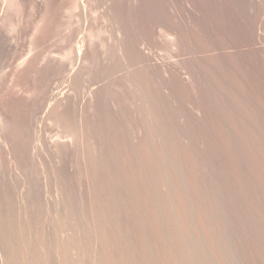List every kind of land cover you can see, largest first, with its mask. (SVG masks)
Returning a JSON list of instances; mask_svg holds the SVG:
<instances>
[{
  "label": "rangeland",
  "instance_id": "obj_1",
  "mask_svg": "<svg viewBox=\"0 0 264 264\" xmlns=\"http://www.w3.org/2000/svg\"><path fill=\"white\" fill-rule=\"evenodd\" d=\"M76 1L78 4L76 3ZM84 1L82 0H0V264H109V263L115 264V261H116V264H118L117 261L120 260V256H121V260L119 261L120 262L119 264H131V263L132 264H157V262L164 261V260H161L163 257L162 251L160 249L162 246L161 242H158L157 237L155 238L157 233L155 234V236L153 233H155V231L158 232L161 230L164 232L163 229H166V230L168 229L167 231L165 230L166 234L163 233L162 231L161 233L165 234V236L166 235L171 236L170 229L173 227L169 225L171 224L170 220H174L176 214L177 213L179 214V212H177V206H176L177 203L174 202L175 200L173 201V203H171L172 201L170 202L171 204L168 207L169 208L168 211H166L167 208L165 209L164 206H162V204L158 203V201L160 202L159 200L160 197L158 196H161L160 194L162 193H163L162 196H164L165 193H168V196H169L168 199L173 200L172 198L173 196L171 195L172 193H174L175 190H173L172 187L166 188L165 186L167 185H165L164 187L162 186L160 188V190L163 188L162 191L165 189L164 190L165 193L160 190H156V189H159L160 187L159 186L158 188H156L155 186L157 185H155V181H152L153 175L156 171V168H155L156 163L154 161H151V162L148 161V163H146L147 162L146 157H144L145 156L144 154L142 156V153H141L142 149L140 145L141 144L144 145L143 141L141 143V139L145 138V141L146 140L150 141L149 139H152V138L147 137V134H148L147 131L146 133L144 132L146 130L145 127L148 124L146 112L148 113L149 111H150V116L152 117L150 119L154 123L153 126L155 125L154 126L155 130L153 128V133H155V135L158 136V137L156 136L158 138L157 140V138L153 134L152 137L156 139L155 140L153 139L151 142L156 141L157 143H152L155 146L159 142L160 143L158 145L161 144V146L159 147L158 146L155 147L154 145H152L154 149L153 151H156V148H157V152L159 151L162 152L166 148V145L169 144L167 140H169L170 138L168 134L165 133L166 130L164 132L162 131L166 129V126H167V130H170L168 128L172 127L173 122L174 124L172 128H175V131H177V129H180L178 130L180 133L177 131V138H176L177 144L179 147H181L184 141L186 142L188 140L189 142L187 141V143L190 145L195 140L193 144H196L195 145L196 147H194L193 145H190L188 146V148H190V152L193 157V163H195L196 165V166L194 165V168L196 167L199 169V170L196 169L198 174L200 175V173H202L207 178L209 177L208 182L212 184L209 187L213 186L210 189L212 192H214V189L216 188L215 190L216 193L215 192L208 193V196L210 194L211 195L210 197H212L213 199L209 197V200L214 201L213 203H210V204L217 206L216 208H218V214L220 217V219H218L220 222V228L218 229V234L220 235L221 239L226 243L228 247V250H229L228 257H229L230 262L232 264H249V263L254 264L255 261H259V262H255V264H261V263L264 264V256H263L264 255V252H263L264 251V244H263L264 240H262L264 239V235H263L264 234V217L263 218L261 217V216H264V209H262L264 208V206H262V204H264L263 202L264 189H263V186H260L261 183H259L260 185L256 184L257 181L259 180V179L257 180L256 178H260V174H259L260 170L258 167H254L264 158V154H263L264 152V149H263L264 148V100H263L264 99V6H262L264 5V0H258L259 4L257 3L258 2L257 0L255 1L254 0H139V1L129 0V2H127V0L126 1L124 0H95V1L84 0ZM130 1H131V4H130ZM136 1L138 3H136ZM122 2L124 4H122ZM96 3H99V5H97ZM134 3L136 7L134 6ZM76 4L82 5L83 7L82 6L77 7ZM93 4H96L99 7H96V5L93 6ZM91 5L93 8H91ZM126 5L127 7H129L128 5H130L129 9L126 7L127 10H125ZM236 5H237V8H236ZM70 8H73V9H70ZM131 9H134V10H131ZM80 10L83 11V13ZM98 10L101 12H99ZM257 10L259 11L257 12ZM75 11L77 14L75 13ZM121 13H123V15L127 13L126 14L127 16L126 15L124 16L128 17L129 19L131 18V19L129 20L128 18L124 17ZM116 16L118 18H116ZM54 17L56 19H54ZM83 17H84V20H83ZM160 18L165 19L167 22L169 21L170 24L178 27L182 33L184 32L182 34V38L181 36H180L181 39L179 38V36L178 37L176 36L177 33L175 32V30L174 31H172L171 29H169V31L164 30L163 28L164 26L162 27L161 24L160 25L157 24L156 22H158L157 20ZM237 18L238 19L240 18L241 21L243 20V22L247 23L248 27H250L249 31H247L248 33L247 32L245 33V31H242L243 27H241L242 25ZM120 19L122 20L120 21ZM57 20L59 23L57 22ZM141 20H144V21H141ZM237 20L240 24L237 22ZM82 21H84V23H82ZM56 23L58 24V26ZM132 23L134 24V26H137V27H134ZM78 24H80L81 26H84V29L83 27L81 28L80 25ZM120 24H122V26ZM238 24L240 25V28ZM126 25L127 26L129 25V26L127 27ZM60 26H61V29L59 30ZM78 26L81 28V31ZM118 26H121V29L120 27L118 28ZM124 26H126L127 28ZM156 26L158 29L156 28ZM125 28L126 30H124ZM134 28L136 29L137 32L139 30L140 33L139 32L135 33ZM76 29L81 33V38H80V33ZM82 29L85 33L82 31ZM119 29H120V32L118 31ZM253 29L258 31L259 36H257L256 38L255 36H252V39L248 40L246 38L247 37L246 34L253 35L251 33ZM121 30L123 31L121 32ZM71 31L73 32L72 35H71L72 33ZM126 31L128 32L127 34H126ZM131 31H133V33ZM170 31H171V34H170ZM98 32L101 34H99ZM172 32L174 33L172 34ZM134 33L137 34L139 37L141 35L140 38H143L142 42H145L146 45L148 44L147 46L150 48L152 52V53L151 52L149 53L151 59H154L156 64L162 63L161 65L162 67L159 69H162L164 71H162L161 73L159 71L158 73H156L155 72L156 70L155 71L151 70L152 72L157 74V75L155 74L156 75L155 78L152 77L153 75H151L152 73H150L149 71V69L151 68L150 67L148 68V66L145 67L146 64L145 63L143 64L142 61L139 62L137 60L136 62V61L128 60L130 62L129 64H130L131 70L129 69L128 64L124 66L126 69L123 67L124 68L123 70L117 67L118 66L117 57L119 55L117 51V48H118L117 44H119L122 41L121 42L122 44L120 43L121 46H124L127 49V50L126 49L123 50L124 47H122V51L127 53L126 55L127 59L129 55H131L129 57H132L133 56L132 55L133 46L131 45L132 40H130L131 41L130 42L128 39L131 38V36L132 37L136 36ZM66 34L70 35L68 36L69 38L67 37ZM85 34H87L88 36L87 35L85 36ZM119 35L122 36V37L120 36L121 37L120 41H119L120 39ZM65 36L68 40L64 38ZM99 36H102L103 38H100ZM126 36L127 38H125ZM95 37L98 38V39L96 38L98 41L94 39ZM104 38L106 39V41ZM151 38H152V41H151ZM171 38L172 39L174 38V40H172ZM178 38L180 39L179 40L180 42L178 41ZM59 39L62 41H60ZM100 39L101 41H99ZM182 40L184 41L182 42ZM63 41L64 43L62 46L64 48V45H65L64 50L62 46L60 45L62 44ZM68 41L70 43H68ZM177 41L179 43V44L177 43L178 45L174 43ZM127 43L128 44L130 43V45H127ZM146 45L143 47H145L146 48L145 50L149 52L150 50L148 51L149 48ZM182 45L184 47H182ZM73 46L75 47L76 50L74 49ZM157 46L160 48H158ZM255 46L259 48L260 54L257 51H255V49H253V47ZM67 47H70L69 48L70 50ZM128 47H130L131 50ZM54 48L56 49V51L60 50L59 53L61 52L62 54H65V55H62L63 58L61 57V53L59 54L58 52L56 53V51H54L55 50ZM128 49L131 52H128L129 51ZM240 49L241 50L243 49L242 50L243 53L241 54L239 53ZM252 49L254 51H252ZM102 50L103 52H101ZM51 52L52 54H50ZM69 52H71V54L73 52L74 53L71 55ZM111 52H113L114 54ZM48 53L51 57L48 55ZM75 53H77L76 55L78 56L79 59L75 56ZM177 53L180 56H178ZM251 53L255 54L254 55L255 57L252 56L251 58V55H250ZM157 55L159 57H157ZM64 56H66L67 60ZM68 56H71V57L74 56V57L71 58ZM89 56H91L90 59H89ZM160 56L162 57L161 59H160ZM256 56H260L259 57L260 59L258 57L256 58ZM58 57L60 58V61L59 59H57ZM156 60H158L159 62ZM70 61L72 63H76V65L72 64ZM89 61L93 63H90ZM138 62L140 65V69L146 68L145 71H147L146 72L147 75L146 74L145 75L147 79L149 78L148 80L146 79L144 80L145 82L148 81L147 82L149 84L148 86L152 90L151 92L147 94L146 96L147 98H143V96H141L140 93L139 94L136 93V91L133 89V86H134L133 83L139 84V82H141L143 78V76L141 78L139 73L144 74L143 73L144 69H142V71L140 70L139 72L137 71L139 69V65H137ZM245 62L247 63L246 65H244ZM60 63H63V64H60ZM108 63H110V65ZM169 63L171 65H169ZM142 64L144 65V67ZM163 64L164 65L166 64V66H164ZM57 65H59V68H61V70L58 68ZM63 65L65 68L62 67ZM113 65L116 66L115 67L116 70L118 69L119 70L116 71ZM132 65L135 67V70H132L134 68ZM163 66L166 67L165 68L166 71ZM170 66H171V69H170ZM176 66H179V67L177 68ZM167 67L169 68L168 70H167ZM155 68L159 70L157 67ZM172 68L175 70V72L180 73L181 78H184V80L183 79L181 80L179 76L178 77L176 76V78L180 79V81L175 79L174 78L175 75L172 76L173 74H175L174 71H173V74L170 73V71H172ZM188 68L190 70L191 68L193 69L191 70L193 74ZM177 69L178 70L180 69L184 73L178 71ZM98 70H100L104 74H101V72ZM196 70L198 72H196ZM106 71H107V74H106ZM112 71H113V74H111ZM129 71H132V72L136 71V73L134 74H137V75L131 76L130 78L132 79V77L137 78L140 76L139 77L140 81L139 79L134 78V81L136 80L139 81V82L136 81L137 82L136 83L133 81V79L132 81H130L129 77L124 78L125 73L127 74L130 73L129 76L132 74V72H129ZM78 72L80 75L78 74ZM121 72L124 74H120ZM148 72L150 73L149 75H148ZM94 75H97L95 76V79H94ZM115 75L117 77L119 76L118 79ZM120 75L123 76L122 78H124V80H126L127 82L126 81L123 82V79L120 77ZM188 75L189 77L187 78ZM194 75L197 76L196 77L197 79L196 78L191 79L193 81H190V78H191L190 76L194 78L195 77ZM161 76L162 78H165V76H167L166 78H168V82L172 81L171 79L174 78L172 81L174 83L172 84V82H170L172 85L171 90L162 85V83L165 82L167 79L165 78L164 80H162ZM157 77L161 79H158ZM151 78L157 84L158 82H160L161 86H163L164 88L161 86L159 87L158 85L160 84L158 85L152 84L153 81L151 80ZM176 80L178 81L177 84H176L177 82ZM181 81H184V82H181ZM91 83L94 86L91 87L92 85ZM77 84H79L82 89H80L79 85ZM138 84L136 86H138ZM120 86L121 87L123 86V89L125 91L122 90ZM124 86L126 87L124 88ZM128 86H130V89L131 88L132 89L131 90L128 89L127 88ZM154 86H157V87H154ZM175 86H176V89H175ZM157 88L159 89V91L157 90ZM167 89H169L170 91H168ZM165 90H167L168 92H165ZM120 91H123V92H120ZM132 91L135 92L136 94L133 93ZM115 92L117 93L118 96L115 94ZM259 92L260 93L262 92V93L259 94ZM121 93L122 94L127 93V94L122 95ZM107 94L109 97L107 96ZM162 94H168V96H171V97L170 98L168 96L167 97L169 99H172V100H169L171 107L170 106L167 107V108L170 107L171 109V110L169 109L168 111V116L169 115L171 116V117L169 116L168 118L169 121L171 122V127L168 126L170 124L168 120H164L165 118H163L164 117L163 109H161L160 107V105L162 104L161 103ZM114 95L116 97H114ZM121 95L122 96L128 95V96L121 97ZM104 98H106L107 100ZM136 98H139V100H137ZM48 99L50 101H48ZM148 99H149V102L146 101ZM105 101L107 103H105ZM125 102L127 103L125 104ZM108 107H110V109H108ZM122 107L126 110H124ZM122 109L126 111V113H124ZM192 109L194 110V114H196L197 117H198V114L200 115V117L202 116L203 117L201 119H199L200 117L197 119L193 117L191 115L193 114ZM198 109L200 110L203 109V111L204 112L206 111V112L205 113H203V111L200 112ZM56 110H58L59 112H57ZM107 110L109 113L107 112ZM129 110L131 111L129 112ZM136 110L138 112H136ZM139 110H142V111H139ZM151 110L153 113L151 112ZM172 110L175 112H173ZM118 112L120 113L118 114ZM128 112L130 113V115L128 114ZM62 113L67 118H65L62 115ZM122 113H124L126 116ZM136 113L139 115V117ZM51 114L53 115V117H51L52 116ZM54 114H57V115H54ZM135 114L137 115V117ZM131 115H133V117ZM154 115H156V117ZM58 116H60L61 118L63 117L64 118L63 121L62 119L60 120V117L58 118ZM107 116H109L110 118ZM127 116L129 118L132 117V119L130 120L129 118H127ZM54 117L56 119H54ZM68 118H71V119H68ZM65 119H67L66 121L68 122L70 121L71 123H67L66 125ZM135 119L136 120L138 119L137 122H135L136 121ZM154 119H156L157 121ZM189 119L191 121L194 119L195 121L193 120L192 121L193 123H192V122H189L190 121ZM110 120H113V121H110ZM120 120H122L123 122ZM196 120L197 121L200 120L199 123ZM126 121H128L127 122L128 125L126 124ZM159 121H160V124H158ZM124 122H125V126H124ZM130 122L134 123L133 125L130 124L133 126V127L130 126L131 129L129 128ZM162 122L163 123L168 122L166 123L164 128L162 126ZM178 122H181V123L179 124ZM177 123L178 125H176ZM134 125H136V127L138 125L140 129L138 128H137L138 130L135 129ZM68 126L70 127L68 128ZM125 127H127L128 129ZM206 127H208L207 128L208 130L206 129ZM133 128L136 130L137 133H135V130H132ZM158 128L160 129V131L163 128L161 132L165 135H160L162 133L158 131L159 130ZM200 128H203V130L202 129L200 130ZM70 129H73L74 131ZM125 130L130 132L131 134L125 132ZM129 130H132V132ZM139 130L140 132L141 131L143 132L140 133ZM69 132H72V134L71 133L70 134L73 136H71ZM142 133L145 136H143ZM141 135L143 136V138L141 137ZM222 135H223V138H222ZM131 136L133 138H131ZM137 137L139 139H137ZM162 137L163 139H160ZM219 137L223 140H221ZM127 138L129 139V141ZM224 138L227 140V142L226 140H224ZM164 139H167V140H164ZM139 140H140V143H139ZM202 140L205 141V143ZM213 140L216 141L220 145H218L216 142H213ZM238 140H241V141L238 142ZM229 141H231L233 145L232 144L230 145ZM222 142L225 147L223 146ZM122 143L124 145H130L131 143V145L130 147L126 146L127 147V148L125 147L126 150L124 149L123 151L124 145ZM162 144H164V146ZM229 146L230 147L232 146L231 148L233 150H231ZM233 146H236V148L234 147L235 151H234ZM237 146L239 147L238 149H237ZM139 147H140L139 150L141 153L140 155L142 156V158L138 154ZM160 148H162V150H160ZM127 149H128V152H127ZM241 149L242 151L243 150L244 151L242 152ZM259 149H261V151ZM198 150H199V154H197ZM130 151H132L133 153L131 154ZM200 151H202L204 154ZM224 151L225 153H222ZM226 152L228 155L231 152V155L228 156ZM239 152L240 153L242 152L241 154L242 156L239 154ZM260 153H262L263 155ZM124 154L125 155L127 154L125 158H124L125 156ZM137 154L138 156L136 157ZM155 154L156 153L153 152L154 156ZM92 155L94 158L92 157ZM236 155L238 158L236 157ZM222 156H224V158H222ZM255 156L258 158L257 161H256ZM132 158L134 159L133 161L135 162L132 161ZM201 158L202 160H200ZM229 158L231 161L228 160ZM240 158H243L244 160ZM95 159L97 160V163ZM232 159L234 160V162L232 161ZM179 160H181V157ZM196 160H198V164L199 163L201 164L198 165ZM248 160L253 162L254 164H252ZM226 161L228 164L226 163ZM237 161H239L240 164L239 162L237 163ZM116 162L118 163V165ZM230 162H233L231 163L232 165L233 164L235 165L237 163V165L239 166L235 165L233 167L231 166ZM241 162H243L246 165H244ZM247 162L250 164L247 165L248 164ZM123 163H125L126 166L130 165L129 168L131 171L129 170L128 166L126 167L125 164ZM142 163L144 164L146 163V164L144 165ZM122 164L124 165V167ZM134 164H136L137 167ZM180 164H181V161L179 162L178 166H181ZM251 164L254 166L252 167ZM140 165H141V168H139V170L142 169L141 170L142 172L140 171L139 173L137 169L138 167H140ZM222 167L224 170L221 169ZM243 167L245 169H243ZM247 167H249L250 169L248 170ZM216 168H217V171H216ZM125 169H128V170L126 171ZM236 169H237V172L239 171L238 173L239 176L237 172L236 174L234 173ZM135 170L137 171L135 172ZM225 170L226 171L229 170V171H227L226 173ZM252 170H254L255 172ZM257 170L259 172H257ZM243 171L247 172V173L245 172V174L247 175L246 177ZM249 171H251V173ZM212 172L215 174L213 175ZM256 172L258 174H255ZM125 173H128V175ZM133 173L135 174V176ZM218 173L220 175L224 174L225 176L224 175H223L224 177L222 175L220 176ZM232 173L234 174V176ZM248 173L254 176L255 179L254 177L252 178L251 175ZM229 174L232 176L230 177ZM180 175H182V177L183 175H185L184 169L183 171H180ZM240 175L243 177H241ZM129 176L131 179L128 178ZM227 176L229 177L227 178ZM222 177L223 179H221ZM232 177L233 178L238 177L239 181L237 179L234 180ZM226 178L228 180H226ZM231 178L234 180V182ZM244 178L245 179L248 178V179L245 181ZM121 180L123 181V183L120 182ZM129 180L130 181L133 180V182H130ZM134 180L136 181V183ZM249 181L251 183L254 182V184H251ZM128 182H129V187L131 186L130 188L128 187V185H126L128 184ZM150 182L152 183L150 184ZM238 182L240 184H238ZM229 183H231L232 185L234 184V185L232 186ZM147 184L150 186L147 187ZM215 184L217 187L215 186ZM105 185H109V187ZM250 185L252 188L250 187ZM252 185H254V187ZM227 186L229 187L227 188ZM255 186L256 187L260 186V187L256 188ZM123 187L127 189L128 191L124 190ZM149 187L151 190L149 189ZM242 187H245L243 189L244 191L242 190ZM261 187L263 190L261 189ZM103 189L106 190V192ZM145 189H146V192H144ZM166 189H167V192H166ZM221 189L223 192L221 191ZM231 189H233L234 191ZM251 189L253 190L251 191ZM235 190L237 191L236 193H235ZM155 191L156 192L160 191V192L158 194ZM231 191L233 192L232 194H231ZM262 191L263 193H261L260 195L259 193ZM170 192L172 193L170 194ZM223 193L226 195H224ZM148 194L149 196L150 194L153 196H156L154 197V200H153L154 202H152V204H156V206L160 204L158 206L160 210H157L158 208H155L156 211H158V213L161 210L163 211V209H165L164 210L165 212L163 211V213L167 214L168 212L169 214L171 213L170 215L174 213L175 215V216L173 215L174 218L172 216H169L168 214L167 215L164 214L165 215L164 217V215H161L163 213H159L158 214L159 217L161 215L160 218L158 217L159 223L154 221L155 219L153 220V217H151L152 214L149 212V210H151V208H149L151 201H150L149 196L147 197ZM154 194H157V195H154ZM212 194H214L215 196ZM233 194L235 197L233 196ZM128 195H130L131 197H129ZM222 195H223V198H222ZM252 196H255V198ZM126 197H129L131 200L130 199L127 200ZM146 197L149 198V200H147ZM215 197H217L218 199L216 200ZM227 197H228V200H227ZM108 198L109 199L111 198L110 199L111 201H108L109 200ZM260 198H262L263 200L262 199L260 200ZM235 199L237 200L235 201ZM99 200L102 201V203ZM164 200L165 199L161 200V202L163 203ZM146 201H147V204H146ZM232 201L235 204L237 203L238 205H235ZM258 201L262 203H260L259 205L256 203ZM94 202L98 206H96ZM125 203L127 204L125 205ZM175 206L176 208L175 210H173L174 209L173 207ZM95 207H98V209L99 208H102V209L98 210ZM235 209L238 211H235ZM193 210H194V207H193ZM133 211L135 212L134 214H133ZM136 212H137V215L139 214V217L135 215ZM228 212L230 213L232 212V213L230 214ZM99 213H102L103 216ZM193 213H195V211ZM233 213L235 214L239 213V214H237L236 216H233L235 215ZM115 214L117 217L115 216ZM168 216L171 217L170 220H168L169 219ZM181 216H183V214ZM181 216L180 214L179 216H176V218L178 217L177 219H175V224L177 226L172 223L177 228H180V226H182V225H179L180 221H182V218H183V217L181 218ZM192 216L193 217L189 219L188 217L185 218V216L183 218V219H186L187 221L189 220L188 223L186 224L189 228V231L192 228H194V226H196L195 216L193 214ZM238 216L239 217L242 216V217L239 218ZM75 217L76 218L78 217L77 218L78 223L76 222ZM233 217L237 219L235 220V218L233 219ZM258 217H259V220L257 219ZM104 218H105V221H104ZM117 218H118V221H117ZM193 218H194V221L192 220L193 221L192 222L191 219ZM112 219L114 221H112ZM232 219L233 221H231ZM238 219L239 220L241 219L240 220L241 222L239 221L241 224L238 222L239 226L237 229L234 226L237 225ZM108 220L110 221L108 222ZM244 220H245V223H243ZM70 222L72 224H70ZM118 222L120 223V225H118L119 224ZM139 222L141 223L140 226H139L140 224ZM144 222H146V224ZM152 222L159 224L158 226H160L161 229L159 230L158 229L159 227L157 228V225ZM162 222L165 223L166 225H164ZM232 222H234L236 225H234V223ZM250 222L252 223L249 224ZM113 223L115 226L113 225ZM77 224H79L80 226ZM104 224L106 226L108 224L106 229L101 228L105 226ZM192 224H193V227L191 226ZM259 224L260 225L262 224L263 227H259ZM96 225L98 228L96 227ZM247 225L249 228H247ZM250 225L253 228L250 227ZM72 226L74 227V229ZM82 226L84 228H82ZM110 226H112V228ZM118 226H120V228ZM141 226H142L143 231L141 229ZM77 227L79 228V230H76L78 229ZM153 228L155 229L157 228V229L155 230ZM244 228H246L247 230ZM145 229L149 231L147 232L145 231ZM195 229H197V227L192 229V231L190 232L194 233L193 231H196ZM100 230L106 231L107 235L105 234L104 231L100 232ZM137 230L139 233L136 232ZM245 231L247 232V234ZM257 231H259L260 233H258ZM116 232L118 233V235H116L117 234ZM142 232H147L146 236L147 235L149 236L146 237L145 235L142 234ZM248 232H249V236H248ZM244 235H247L248 237ZM113 236H114V240H113ZM143 236L145 237L144 239H142ZM150 236L152 237L154 241L150 239ZM257 236L262 239H259ZM103 237L106 239V242ZM108 237L111 238L110 241H108L109 240ZM236 237L238 238L240 237L238 239L239 242ZM250 237L252 238L251 240L247 239ZM115 238H118V239L116 240ZM168 238L170 240L166 239L167 243L170 241L172 244L171 246L175 245L171 247L169 245L170 244L169 242L168 245L171 248L178 249L179 246H180V249L182 248L181 245L175 244L174 240H172L173 242L171 241L172 236ZM122 239H125V240H122ZM255 239L258 240V241L256 240L258 242L257 243L258 246H256L257 244H256ZM155 240H157V242ZM259 240L261 241L259 242ZM112 241L114 243H112ZM118 241H120V243H118ZM186 241H188V239ZM192 241L189 240L190 247L188 246L189 245L188 242H186L185 245H187V249L185 248L184 252L185 253L190 252V253L185 254V255L186 256L190 255L189 258L191 260H194V262L192 261L193 263L199 264L200 262V264H203L201 261L206 256L203 248H206V247L204 243L201 244L202 240L199 241L201 242L199 243V245L200 244H201L200 246L204 245L203 248L197 245L198 244L197 241H196L197 244L195 243V240H192ZM244 241L247 243H250L251 241L253 242V243L251 242L249 245L246 246V247L250 246L248 247L249 249L245 247L246 243ZM143 242L145 243V245ZM105 243H107L109 246H107L106 244L105 245L106 247H105L104 246ZM137 243L141 244L142 246L137 245ZM155 243L159 247H156ZM239 243H242V244L244 243L245 245L244 244L240 245ZM113 244H116L117 246L119 245V247H116V245H113ZM149 244H152V246L150 245L152 248L149 246ZM191 244H193L194 249H197L196 246H198L199 247L198 249L200 250L203 249V250L202 251L199 250L200 252L199 251L196 252L195 250H193V248H191L192 247ZM253 245L258 247L260 250H258V248L256 247L255 248L257 250H255ZM100 247H103V248H100ZM113 247H114V250L109 249ZM116 248L118 250H116ZM147 249H150L151 254H154L153 256L155 258H153V260H155L156 262L150 259V255L147 252ZM153 249H155L156 252L158 251L159 252L161 251V252L156 253ZM183 249L184 248H182V250ZM188 249L192 250V254H191V251ZM108 250L109 251L111 250L110 252L113 255L112 257H110L111 253ZM201 252H203L204 256ZM244 252L246 253V255ZM247 252H251V253H247ZM114 253L116 254V256ZM195 253H197L196 255H198V257H199V254H201L200 255L201 258L194 257L193 254L195 255ZM252 253L255 255H252ZM99 254H103V255H99ZM208 254L206 258L204 259V264H208L206 262L208 258L211 259V256L209 255L208 257ZM256 254L260 256L259 258L263 260L262 262H260L261 260L258 258ZM158 255L161 258L160 260L158 259L157 261ZM261 255L263 256V258ZM101 256H103L104 258ZM138 256L140 257V259ZM246 258L248 259L246 260ZM122 260H124L125 262ZM195 260L197 261L195 262ZM211 260L208 259V262H210V264L216 261L215 259H214L215 261L214 260L211 261ZM247 261L249 262L247 263ZM216 263L218 262L216 261ZM158 264H163V262L158 263Z\"/></svg>",
  "mask_w": 264,
  "mask_h": 264
},
{
  "label": "bare ground",
  "instance_id": "obj_2",
  "mask_svg": "<svg viewBox=\"0 0 264 264\" xmlns=\"http://www.w3.org/2000/svg\"><path fill=\"white\" fill-rule=\"evenodd\" d=\"M82 1H84V0H82ZM93 1H95V0H93ZM124 1H126V0H124ZM138 1H139V0H138ZM254 1H255V0H254ZM257 1H258V0H257ZM257 1H256V2H257ZM84 2H85V1H84ZM90 2H91V1H90ZM100 2H101V1H100ZM118 2H120V1H118ZM127 2H129V0H127ZM225 2H226V1H225ZM231 2H232V1H231ZM256 2H255V3H256ZM76 3H77V1H76ZM79 3H80V1H79ZM92 3H94V2H92ZM101 3H102V2H101ZM136 3H138V2L136 1ZM139 3H140V2H139ZM238 3H239V2H238ZM257 3L259 4V1H258ZM77 4H78V3H77ZM77 4H76V5H77ZM96 4L99 5V3H96ZM96 4H93V6L96 5ZM120 4H121V3H120ZM122 4H124V3L122 2ZM122 4H121V5H122ZM127 4H129V3H127ZM130 4H131V1H130ZM227 4H228V3H227ZM232 4H233V3H232ZM72 5H73V4H72ZM97 5H96V7H99V6H97ZM103 5H104V4H103ZM233 5H234V4H233ZM255 5H256V4H255ZM74 6H75V5H74ZM74 6H73V7H74ZM78 6H82V5H77V7H78ZM84 6H85V5H84ZM123 6H124V5H123ZM128 6L130 7V5H128ZM131 6H132V5H131ZM134 6H135V3H134ZM231 6H232V5H231ZM262 6H264V5H262ZM262 6H261V7H262ZM82 7H83V6H82ZM100 7H101V6H100ZM118 7H119V6H118ZM126 7H127V5L125 6V10H127ZM129 7H127V8L129 9ZM135 7H136V6H135ZM135 7H134V8H135ZM138 7H139V6H138ZM75 8H76V7H75ZM75 8H74V9H75ZM91 8H93L92 5H91ZM94 8H95V7H94ZM103 8H104V7H103ZM121 8H122V7H121ZM236 8H237V5H236ZM70 9H73V8H70ZM76 9H77V8H76ZM78 9H79V8H78ZM97 9H98V8H97ZM101 9H102V8H101ZM123 9H124V8H123ZM258 9H259V8H258ZM106 10H107V9H106ZM125 10H124V11H125ZM131 10H134V9H131ZM259 10H260V9H259ZM259 10H257V12H258ZM76 11H77V10H76ZM76 11H75V13H76ZM80 11H81V10H80ZM98 11H99V10H98ZM135 11H136V10H135ZM238 11H239V10H238ZM262 11H263V9H262ZM72 12H73V11H72ZM81 12L83 13V11H81ZM81 12H80V13H81ZM91 12H92V11H91ZM91 12H90V13H91ZM99 12H101V11H99ZM127 12H128V11H127ZM235 12H236V11H235ZM257 12H256V13H257ZM260 12H261V11H260ZM78 13H79V12H78ZM124 13H125V12H124ZM237 13H238V12H237ZM56 14H57V13H56ZM76 14H77V13H76ZM88 14H89V13H88ZM88 14H87V15H88ZM93 14H94V13H93ZM117 14H118V13H117ZM117 14H115V15H117ZM119 14H120V13H119ZM121 14L123 15V13H121ZM126 14H127V13H126ZM126 14H124V15H126ZM128 14H129V13H128ZM131 14H133V13H131ZM136 14H137V12H136ZM136 14H134V15H136ZM235 14H236V13H235ZM96 15H98V14H96ZM99 15H100V13H99ZM101 15H102V14H101ZM124 15H123V16H124ZM134 15H133V16H134ZM202 15H203V13H202ZM79 16H80V15H79ZM126 16H127V15H126ZM126 16H124V17H126ZM129 16H130V15H129ZM204 16H205V15H204ZM204 16H203V17H204ZM206 16H207V15H206ZM235 16H236V15H235ZM241 16H242V15H241ZM55 17H56V16H55ZM55 17H54V19H56ZM77 17H78V16H77ZM138 17H139V16H138ZM142 17H143V16H142ZM237 17H238V16H237ZM116 18H118V17L116 16ZM119 18H120V17H119ZM126 18H128V17H126ZM134 18H135V17H134ZM140 18H141V17H140ZM155 18H156V17H155ZM57 19H58V18H57ZM80 19H81V18H80ZM87 19H88V18H87ZM87 19H86V20H87ZM122 19H123V18H122ZM122 19H120V21H121ZM128 19H129V18H128ZM128 19H127V20H128ZM130 19H131V18H130ZM130 19H129V20H130ZM143 19H144V18H143ZM237 19H238V18H237ZM83 20H84V17H83ZM202 20H203V19H202ZM238 20L240 21V23H241V25H242L241 27H243V30H242V28H241V30H242V31H245V33H246L247 31H249V28H250V27H248L247 23L243 22V20L241 21L240 18H239ZM238 20H237V22H238ZM135 21H136V20H135ZM141 21H144V20H141ZM147 21H148V19H147ZM150 21H151V20H150ZM154 21H155V20H154ZM157 21H158V22H156L157 24H159V25L161 24L162 27L164 26V27H163L164 30H168V31H169V29H171L172 31L175 30V32L177 33L176 36H177V37L179 36V38H180V36H181V38H182V34H183L184 32L182 33V32L179 30L178 27L173 26L172 24L169 23V21L167 22L165 19H162V18L158 19ZM204 21H205V20H204ZM244 21H245V20H244ZM246 21H247V20H246ZM55 22H56V21H55ZM55 22H54V23H55ZM57 22H58V20H57ZM118 22H119V21H118ZM201 22H202V21H201ZM58 23H59V22H58ZM82 23H84V21H82ZM114 23H115V22H114ZM114 23H113V24H114ZM144 23H145V22H144ZM146 23H147V22H146ZM152 23H153V22H152ZM205 23H206V22H205ZM207 23H208V22H207ZM238 23H239V22H238ZM240 23H239V24H240ZM56 24H57V23H56ZM115 24H116V23H115ZM123 24H124V23H123ZM126 24H127V23H126ZM132 24H133V23H132ZM137 24H138V23H137ZM147 24H148V23H147ZM239 24H238V25H239ZM60 25H61V24H60ZM78 25H80V24H78ZM90 25H91V23H90ZM90 25H89V26H90ZM120 25L122 26V24H120ZM124 25H125V24H124ZM139 25H140V24H139ZM149 25H150V24H149ZM153 25H154V24H153ZM159 25H158V26H159ZM175 25H176V24H175ZM203 25H204V24H203ZM207 25H208V24H207ZM57 26H58V24H57ZM57 26H56V27H57ZM63 26H64V25H63ZM114 26H115V25H114ZM121 26H118V28L120 27V29H121ZM126 26H127V25H126ZM126 26H124V27H126ZM128 26H129V25H128ZM128 26H127V27H128ZM133 26H134V24H133ZM205 26H206V25H205ZM78 27H79V26H78ZM78 27H77V28H78ZM80 27H81V28L83 27V29H84V26H81V25H80ZM80 27H79V28H80ZM90 27H91V26H90ZM90 27H89V28H90ZM127 27H126V28H127ZM134 27H137V26H134ZM159 27H160V26H159ZM203 27H204V26H203ZM207 27H209V26H207ZM237 27H238V26H237ZM81 28H80V31H81ZM100 28H101V27H100ZM115 28H116V27H115ZM126 28H125L124 30H126ZM131 28H132V27H131ZM131 28H130V29H131ZM156 28H157V26H156ZM205 28H206V27H205ZM239 28H240V25H239ZM254 28H255V27H254ZM257 28H258V27H257ZM257 28H256V29H257ZM57 29H58V28H57ZM57 29H56V31H57ZM60 29H61V26H60L59 30H60ZM74 29H75V28H74ZM83 29H82V31H83ZM120 29L118 30L119 32H120ZM122 29H123V27H122ZM130 29H128V30H130ZM134 29H135V28H134ZM134 29H133V30H134ZM139 29H140V28H139ZM157 29H158V28H157ZM157 29H156V30H157ZM206 29H207V28H206ZM206 29H205V30H206ZM59 30H58V32H59ZM76 30H77V29H76ZM89 30H90V29H89ZM100 30H101V29H100ZM152 30H153V29H152ZM69 31H70V30H69ZM77 31H78V30H77ZM116 31H117V30H116ZM122 31H123V30H121V32H122ZM134 31H135V33H138V32H139V30H138V32H137L136 29H135ZM226 31H227V30H226ZM238 31H239V30H238ZM71 32H72V31H71ZM71 32H70V33H71ZM78 32H79V31H78ZM83 32H84V31H83ZM119 32H118V34H119ZM131 32L133 33V31H131ZM144 32H145V31H144ZM157 32H158V31H157ZM250 32H251V30H250ZM76 33H77V32H76ZM76 33H75V34H76ZM79 33H80V32H79ZM84 33H85V32H84ZM98 33H99V32H98ZM123 33H124V32H123ZM127 33H128V32L126 31V34H127ZM129 33H130V31H129ZM135 33H134V34H135ZM139 33H140V32H139ZM152 33H153V32H152ZM161 33H162V32H161ZM173 33H174V32H172V34H173ZM176 33H175V34H176ZM243 33H244V32H243ZM247 33H248V32H247ZM251 33H252L253 35H249V34L247 35V34H246V36H247L246 38H247L248 40H249V39H252V36H255V38H256L257 36H259L258 31L254 30V29H253V31H252ZM68 34H69V33H68ZM72 34H73V32L71 33V35H72ZM75 34H74V36H75ZM82 34H83V33H82ZM96 34H97V33H96ZM99 34H101V33H99ZM99 34H98V35H99ZM118 34H117V35H118ZM121 34H122V33H121ZM126 34H125V35H126ZM145 34H146V33H145ZM170 34H171V31H170ZM66 35H67V34H66ZM86 35H87V34H85V36H86ZM89 35H90V34H89ZM130 35H131V33H130ZM135 35H136V36H133V37L131 36V38L128 39L129 41L132 40V44H131V45L133 46V48H132V49H133V52H132V55H133V56H132V57H129V56H131V55H129V53H128V55H129V56H128V59H127V56H126L127 53H125V52L122 51V47H124V46H121V44H122L121 42H122V41L120 42L121 44H120L119 42H118L119 44L116 43V44L118 45L117 51H118V54H119V55H118V54L116 53V54L118 55V57H117V58H118V66H117V67H119L120 69L123 70V69L125 68L124 66H125L126 64H128V65H129L128 67H129V69H130V64H129L130 62H129L128 60H130V61H136V62H137V60H138L139 62L142 61L143 64H144V63L146 64L145 67L148 66V68H149V67L151 68V69H149V71H150V73H152V74H151V75H153L152 77L155 78L156 75H157L156 73H158V71H159L160 73H161L162 71H164V70H162V69H159V68L162 67V66H161L162 63H161V64H159V63L156 64V62L154 61V59H151V57H150V55H149V53L151 52V50H150V48L147 46L148 44L146 45L145 42H142V41H143V38H140L141 35H140V37H139L137 34H135ZM157 35H158V34H157ZM160 35H161V34H160ZM168 35H169V34H168ZM185 35H186V34H185ZM68 36H70V35H67V37H68ZM78 36H79V35H78ZM83 36H84V35H83ZM87 36H88V35H87ZM120 36H121V35H119V37H120ZM123 36H124V35H123ZM127 36H128V35H127ZM127 36H126L125 38H127ZM144 36H145V35H144ZM144 36H143V37H144ZM146 36H147V35H146ZM151 36H152V35H151ZM162 36H163V35H162ZM166 36H167V35H166ZM99 37H100V38H103L102 36H99ZM121 37H122V36H121ZM121 37H120L119 41L121 40ZM129 37H130V36H129ZM154 37H156V36H154ZM154 37H153V38H154ZM160 37H161V36H160ZM170 37H171V36H170ZM170 37H169V38H170ZM177 37H175V38H177ZM185 37H187V36H185ZM64 38L67 39L66 36H65ZM68 38H69V37H68ZM72 38H73V37H72ZM75 38H76V37H75ZM80 38H81V33H80ZM83 38H84V37H83ZM92 38H93V37H92ZM96 38H97V37H95L94 39H96ZM165 38H166V37H165ZM165 38H164V39H165ZM179 38H178V41L181 39V38H180V39H179ZM61 39H62V38H61ZM65 39H63V40H65ZM76 39H77V38H76ZM90 39H91V38H90ZM97 39H98V38H97ZM97 39H96V41H98ZM104 39H105V38H104ZM141 39H142V40H141ZM158 39H159V38H158ZM171 39H172V38H171ZM59 40H60V39H59ZM59 40H58V41H59ZM67 40H68V39H67ZM70 40H71V39H70ZM88 40H89V38H88ZM88 40H87V41H88ZM123 40H125V39H123ZM172 40H174V38H173ZM185 40H186V38H185ZM60 41H62V40H60ZM73 41H74V39H73ZM83 41H84V40H83ZM99 41H101V39H100ZM102 41H103V40H102ZM105 41H106V39H105ZM129 41H127V42H129ZM144 41H145V40H144ZM147 41H148V40H147ZM147 41H146V42H147ZM151 41H152V38H151ZM153 41H154V40H153ZM161 41H162V39H161ZM161 41H160V42H161ZM170 41H171V40H170ZM175 41H176V40H175ZM178 41H177V42H174V43H176V45H178V44H179ZM183 41H184V40H182V42H183ZM75 42H76V40H75ZM75 42H74V43H75ZM78 42H79V41H78ZM78 42H77V43H78ZM80 42H81V41H80ZM84 42H85V41H84ZM130 42H131V41H130ZM154 42H155V41H154ZM179 42H180V41H179ZM186 42H187V41H186ZM56 43H57V42H56ZM63 43H64V41L62 42V44H60V42H59V44H60L61 46L63 45ZM68 43H70V42L68 41ZM93 43H94V42H93ZM151 43H152V42H151ZM155 43H156V42H155ZM172 43H173V42H172ZM177 43H178V44H177ZM184 43H185V42H184ZM71 44H72V43H71ZM98 44H100V43H98ZM98 44H97V46H98ZM102 44H103V43H102ZM116 44H115V45H116ZM123 44H124V43H123ZM125 44H126V43H125ZM149 44H150V42H149ZM161 44H162V43H161ZM161 44H160V45H161ZM66 45H67V44H66ZM68 45H69V44H68ZM76 45H77V44H76ZM104 45H106V44H104ZM117 45H116V46H117ZM127 45H130V43H129V44L127 43ZM145 45L149 48V49L147 48L148 51L150 50L149 52H147V51L145 50L146 48L143 47V46H145ZM152 45H153V44H152ZM163 45H164V44H163ZM174 45H175V44H174ZM56 46H57V45H56ZM70 46H71V45H70ZM74 46H75V45H74ZM74 46H73V47H74ZM84 46H85V45H84ZM84 46H83V47H84ZM88 46H89V45H88ZM88 46H87V47H88ZM95 46H96V44H95ZM125 46H126V45H125ZM58 47H59V46H58ZM58 47H57V48H58ZM73 47H72V48H73ZM85 47H86V46H85ZM90 47H91V46H90ZM130 47H131V46H130ZM130 47H128V48L130 49ZM157 47H158V46H157ZM175 47H176V46H175ZM182 47H184V46L182 45ZM62 48H63V46H62ZM64 48H65V45H64ZM64 48H63V50H64ZM67 48L69 49L70 47H67ZM67 48H66V49H67ZM72 48H71V49H72ZM93 48H95V47H93ZM98 48H99V46H98ZM107 48H108V47H107ZM114 48H116V47H114ZM158 48H160V47H158ZM54 49H55V48H54ZM74 49H75V47H74ZM74 49H73V50H74ZM88 49H89V48H88ZM101 49H102V47H101ZM101 49H99V50H101ZM110 49H111V48H110ZM110 49H108V50H110ZM124 49H126V48L124 47L123 50H124ZM129 49H128V50H129ZM156 49H157V48H156ZM253 49H255V51H257V52L259 53V48H258V47L255 46V47H253ZM253 49H252V51H254ZM57 50H58V49H57ZM69 50H70V49H69ZM75 50H76V49H75ZM94 50H95V49H94ZM96 50H97V49H96ZM111 50H112V49H111ZM113 50H115V49H113ZM126 50H127V49H126ZM126 50H125V51H126ZM130 50H131V49H130ZM130 50H129L128 52H131ZM176 50H177V49H176ZM182 50H184V49H182ZM242 50H243V49H242ZM242 50H241V49L239 50V53H240V54L243 53ZM54 51H56V49H55ZM59 51H60V50H59ZM59 51H56V53H57V52L59 53ZM61 51H62V49H61ZM77 51H78V50H77ZM79 51H80V50H79ZM89 51H90V50H89ZM89 51H88V52H89ZM91 51H92V50H91ZM152 51H153V50H152ZM177 51H178V50H177ZM250 51H251V50H250ZM46 52H47V50H46ZM48 52H49V50H48ZM75 52H76V51H75ZM85 52H86V51H85ZM88 52H87V53H88ZM101 52H103V50H102ZM101 52H99V53H101ZM157 52H158V51H157ZM179 52H181V51H179ZM60 53H61V52H60ZM60 53H59V54H60ZM63 53H64V52H63ZM69 53L71 54V52H69ZM73 53H74V52H73ZM73 53H72V54H73ZM91 53H92V52H91ZM97 53H98V52H97ZM108 53H109V52H108ZM111 53H113V52H111ZM151 53H152V52H151ZM155 53H156V52H155ZM175 53H176V52H175ZM248 53H249V52H248ZM253 53H254V52H253ZM253 53L250 54V55H251V58H252V56L255 55V54H253ZM46 54H47V53H46ZM46 54H45V55H46ZM50 54H52V52H51ZM54 54H55V53H54ZM59 54H57V55H59ZM67 54H68V53H67ZM72 54H71V55H72ZM76 54H77V53H75V56L78 58V56H77ZM84 54H85V53H84ZM93 54H94V53H93ZM109 54H110V53H109ZM113 54H114V53H113ZM153 54H154V53H153ZM180 54H181V53H180ZM252 54H253V55H252ZM259 54H260V53H259ZM48 55H49V53H48ZM62 55H65V54H62V53H61V57H62ZM78 55H79V54H78ZM91 55H92V54H91ZM96 55H97V54H96ZM100 55H101V54H100ZM100 55H99V56H100ZM154 55H155V54H154ZM177 55H178V53H177ZM256 55H257V54H256ZM49 56H50V55H49ZM85 56H86V55H85ZM102 56H104V55H102ZM113 56H114V55H113ZM178 56H180V55H178ZM248 56H249V54H248ZM46 57H47V56H46ZM50 57H51V56H50ZM52 57H53V56H52ZM54 57H55V56H54ZM56 57H57V56H56ZM64 57L66 58V56H64ZM68 57H71V56H68ZM72 57H74V56H72ZM72 57H71V58H72ZM90 57H91V56H89V59H90ZM97 57H98V56H97ZM154 57H155V56H154ZM157 57H159V56L157 55ZM244 57H245V56H244ZM254 57H255V56H254ZM257 57L259 58L260 56H256V58H257ZM62 58H63V57H62ZM85 58H87V57H85ZM111 58H112V56H111ZM161 58H162V57L160 56V59H161ZM55 59H56V58H55ZM57 59H59V61H60V58H59V57H58ZM73 59H74V58H73ZM78 59H79V58H78ZM83 59H84V58H83ZM259 59H260V58H259ZM51 60H52V58H51ZM66 60H67V58H66ZM87 60H88V59H87ZM91 60H92V59H91ZM96 60H97V59H96ZM110 60H111V59H110ZM249 60H250V59H249ZM249 60H248V61H249ZM57 61H58V60H57ZM64 61H65V59H64ZM71 61H72V60H71ZM71 61H70V62H71ZM75 61H76V60H75ZM112 61H113V59H112ZM115 61H116V59H115ZM152 61H154L155 63L152 62ZM156 61H158V60H156ZM261 61H262V60H261ZM66 62H67V61H66ZM68 62H69V61H68ZM73 62H74V60H73ZM76 62H77V61H76ZM89 62H90V61H89ZM103 62H104V61H103ZM139 62H138L137 65H139ZM158 62H159V61H158ZM164 62H165V61H164ZM164 62H163V63H164ZM242 62H243V61H242ZM259 62H260V60H259ZM64 63H65V62H64ZM71 63H72V62H71ZM90 63H93V62H90ZM176 63H177V62H176ZM181 63H182V62H181ZM254 63H255V62H254ZM57 64H58V63H57ZM60 64H63V63H60ZM68 64H70V63H68ZM72 64H75V65H76V63H72ZM100 64H101V63H100ZM108 64L110 65V63H108ZM112 64H113V63H112ZM143 64H142V65H143ZM243 64H244V63H243ZM246 64H247V63L245 62L244 65H246ZM257 64H258V63H257ZM64 65H65V64H64ZM64 65L62 66L63 68H65ZM106 65H107V64H106ZM133 65H134V64H133ZM133 65H132V66H133ZM135 65H136V63H135ZM135 65H134V66H135ZM142 65H141V66H142ZM163 65H164V64H163ZM169 65H171V64L169 63ZM249 65H250V64H249ZM57 66H58V68H59V65H57ZM60 66H61V65H60ZM100 66H101V65H100ZM100 66H99V67H100ZM113 66H114V68L116 67L115 65H113ZM134 66H133V67H134ZM159 66H160V67H159ZM164 66H166V64H165ZM164 66H163V67H164ZM183 66H184V65H183ZM233 66H234V65H233ZM253 66H254V65H253ZM257 66H259V65H257ZM66 67H68V66H66ZM73 67H75V66H73ZM103 67H104V66H103ZM123 67H124V68H123ZM126 67H127V66H126ZM143 67H144V65H143ZM155 67H157L159 70H157ZM168 67H169V66H168ZM168 67H167V70L169 69ZM174 67H175V66H174ZM174 67H173V68H174ZM176 67L178 68L179 66H176ZM184 67H185V66H184ZM186 67H187V66H186ZM234 67H235V66H234ZM55 68H56V67H55ZM111 68H112V67H111ZM136 68H137V67H136ZM165 68H166V67H164V69H165ZM173 68H172V71L169 70L170 73H172V74H173V71H174L175 74H173L172 76L175 75L174 78L177 79V80H179V81H180V79H181V80H182V79L184 80V78H181V74L178 73V72H175V70H174ZM182 68H183V67H182ZM59 69L61 70V68H59ZM59 69H58V71H59ZM70 69H71V67H70ZM70 69H69V70H70ZM109 69H110V68H109ZM125 69H126V68H125ZM137 69H138V68H137ZM142 69H144V71L146 70V68H142ZM142 69H140V65H139V69H138L137 71H138V72H139L140 70L142 71ZM170 69H171V66H170ZM175 69H176V68H175ZM188 69H189V68H188ZM102 70H103V69H102ZM115 70H116V68H115ZM115 70H114V71H115ZM118 70H119V69H118ZM118 70H116V71H118ZM130 70H131V69H130ZM132 70H135V67H134ZM151 70H152V71H153V70H154V71L156 70V71H155L156 73L152 72ZM160 70H161V71H160ZM177 70H178V69H177ZM177 70H176V71H177ZM183 70H184V69H183ZM189 70H190V69H189ZM191 70H193V69L191 68ZM191 70H190V71H191ZM58 71H57V72H58ZM70 71H71V70H70ZM98 71H100V70H98ZM108 71H109V70H108ZM124 71H125V70H124ZM144 71H143L144 74H142V73L140 74V73H139V75L141 76V78H142V76H143V78H144V79L142 78L143 81L141 80V82H139V81H140V79H139L140 76L137 77V78L134 77L135 79H139V81L136 80V81L139 82V84H138L136 81H134V78L132 77L133 81L136 82V83L138 84V86H136L137 84H135V83L132 82V83L134 84V86H133V85H132V86H133V89L136 91V93H138V94L140 93L141 96H143V98H147V97H146L147 94H148L149 92H151L152 90H151L150 87L148 86V85H149V84L147 83L148 81H147V82L144 81L145 79H146V80L149 79V78H148V79L146 78V75H147L146 72H147V71H145V72H144ZM165 71H166V69H165ZM178 71L182 72L180 69H179ZM186 71H187V70H186ZM95 72H96V71H95ZM100 72H101V71H100ZM127 72H128V70H127ZM129 72H132V71H129ZM196 72H198V71L196 70ZM62 73H63V72H62ZM65 73H66V72H65ZM67 73H68V72H67ZM81 73H82V72H81ZM114 73H115V72H114ZM116 73H118V72H116ZM134 73H136V71L132 72L133 75L131 74L130 76H129L130 73H129V74L125 73L124 78H126V77H127V78L129 77V78H130L131 76L137 75V74H134ZM150 73L148 72V75H149ZM160 73H159V75H160ZM182 73H184V72H182ZM185 73H186V72H185ZM191 73H192V71H191ZM250 73H251V72H250ZM252 73H253V71H252ZM255 73H256V72H255ZM78 74H79V72H78ZM78 74H77V75H78ZM82 74H83V73H82ZM95 74H96V73H95ZM97 74H98V72H97ZM101 74H104V73L101 72ZM106 74H107V71H106ZM108 74H109V72H108ZM111 74H113V71L111 72ZM120 74H124V73L121 72ZM145 74H146V75H145ZM155 74H156V75H155ZM192 74H193V73H192ZM75 75H76V74H75ZM79 75H80V74H79ZM99 75H100V74H99ZM116 75H117V74H116ZM116 75H115V76H116ZM151 75H150V76H151ZM154 75H155V76H154ZM164 75H165V74H164ZM183 75H184V74H183ZM190 75H191V74H190ZM199 75H200V74H199ZM199 75H198V76H199ZM66 76H67V75H66ZM95 76H97V75H94V79H95ZM101 76H102V75H101ZM162 76H163V75H162ZM162 76H161V78H162ZM176 76H177V77L179 76L180 79L176 78ZM194 76H195V77H194ZM194 76H193L194 78H192V76H190V77H191V78H190V81H193V80H191V79H195V78L197 77L196 75H194ZM76 77H77V76H76ZM83 77H84V76H83ZM116 77H117V76H116ZM118 77H119V76H118ZM118 77H117V79H118ZM120 77L122 78L123 76L120 75ZM158 77H159V76H158ZM158 77H157V78H158ZM166 77H167V76H165V78H166ZM188 77H189V75L187 76V78H188ZM241 77H242V76H241ZM96 78H98V77H96ZM124 78H122V79H123V82L126 81V80H124ZM154 78H153V79H154ZM161 78H158V79H161ZM165 78H162V80H164ZM169 78H170V77H169ZM174 78H173V79H174ZM185 78H186V77H185ZM245 78H246V77H245ZM249 78H250V77H249ZM252 78H253V77H252ZM255 78H256V77H255ZM73 79H75V78H73ZM132 79L130 78V81H132ZM166 79H167V80H166L167 82H166V81L163 82L162 85L165 86V87H167V88H169V89L171 90V89H172V85H171L170 82H172L173 79L170 78L172 81H169V82H168V78H166ZM196 79H197V78H196ZM250 79H251V78H250ZM253 79H254V78H253ZM256 79H257V78H256ZM80 80H81V78H80ZM82 80H83V78H82ZM84 80H85V79H84ZM100 80H101V79H100ZM151 80H152V78H151ZM151 80H150V81H151ZM162 80H161V81H162ZM177 80H176V81H177ZM185 80H187V79H185ZM243 80H244V79H243ZM245 80H246V79H245ZM74 81H75V80H74ZM118 81H119V80H118ZM121 81H122V80H121ZM152 81H153L152 84H157V83L154 82V80H152ZM152 81H151V82H152ZM155 81H156V80H155ZM157 81H158V80H157ZM190 81H189V82H190ZM195 81H196V80H195ZM248 81H249V80H248ZM252 81H253V80H252ZM257 81H258V80H257ZM259 81H260V80H259ZM83 82H84V81H83ZM90 82H91V81H90ZM126 82H127V81H126ZM126 82H125V83H126ZM181 82H184V81H181ZM181 82H180V84H181ZM185 82H187V81H185ZM197 82H198V81H197ZM244 82H245V81H244ZM244 82H243V83H244ZM250 82H251V81H250ZM255 82H256V81H255ZM77 83H78V82H77ZM96 83H97V82H96ZM114 83H115V82H114ZM118 83H119V82H118ZM120 83H121V82H120ZM128 83H129V82H128ZM128 83H127V84H128ZM146 83H147V84H146ZM173 83H174V82H172V84H173ZM177 83H178V81L176 82V84H177ZM190 83H191V82H190ZM199 83H200V82H199ZM75 84H76V83H75ZM79 84H80V83H79ZM79 84H77V85H79ZM91 84H92V83H91ZM122 84H123V83H122ZM130 84H131V83H130ZM158 84H160V82H158ZM158 84H157V85H158ZM176 84H174V85H176ZM192 84H194V83H192ZM250 84H251V83H250ZM257 84H258V82H257ZM120 85H121V84H120ZM123 85H124V84H123ZM128 85H129V84H128ZM82 86H83V85H82ZM92 86H94V85L92 84L91 87H92ZM158 86L160 87L161 84L158 85ZM163 86H161V87H163ZM237 86H238V85H237ZM79 87H80V85H79ZM116 87H118V86H116ZM120 87H121V86H120ZM125 87H126V86H124V88H125ZM152 87H153V85H152ZM152 87H151V88H152ZM154 87H157V86H154ZM159 87H158V88H159ZM256 87H257V86H256ZM55 88H56V87H55ZM64 88H65V87H64ZM87 88H89V87H87ZM121 88H122V90H124V89H123V86H122ZM127 88L130 89V86H128ZM158 88H157V90L159 91ZM163 88H164V87H163ZM177 88H178V87H177ZM180 88H181V87H180ZM258 88H259V87H258ZM80 89H82V88L80 87ZM100 89H101V88H100ZM118 89H119V88H118ZM128 89H127V90H128ZM131 89H132V88H131ZM131 89H130V90H131ZM165 89H166V88H165ZM169 89H167V90L170 91ZM175 89H176V86H175ZM252 89H253V88H252ZM54 90H55V89H54ZM98 90H99V89H98ZM103 90H104V89H103ZM105 90H106V89H105ZM110 90H111V89H110ZM114 90H115V89H114ZM153 90H154V88H153ZM167 90H165V92H168ZM179 90H180V89H179ZM245 90H246V89H245ZM245 90H244V91H245ZM259 90H260V89H259ZM65 91H66V90H65ZM101 91H102V90H101ZM108 91H109V90H108ZM108 91H107V92H108ZM124 91H125V90H124ZM81 92H82V91H81ZM85 92H86V91H85ZM105 92H106V91H105ZM105 92H104V93H105ZM109 92H110V91H109ZM120 92H123V91H120ZM126 92H127V91H126ZM129 92H130V91H129ZM129 92H128V94H129ZM132 92H133V91H132ZM176 92H178V91H176ZM239 92H240V91H239ZM256 92H257V91H256ZM82 93H83V92H82ZM133 93H135V92H133ZM136 93H135V94H136ZM163 93H164V92H163ZM240 93H241V92H240ZM243 93H244V92H243ZM254 93H255V92H254ZM261 93H262V92H261ZM261 93L259 92V94H261ZM85 94H86V93H85ZM99 94H100V93H99ZM113 94H114V93H113ZM115 94L117 95L116 92H115ZM121 94H122V93H121ZM123 94H127V93H123ZM123 94H122V95H123ZM138 94H137V95H138ZM56 95H57V94H56ZM97 95H98V94H97ZM109 95H110V94H109ZM122 95H121V97H124V96H125V95H124V96H122ZM130 95H131V93H130ZM132 95H133V94H132ZM202 95H203V94H202ZM101 96H102V95H101ZM105 96H106V95H105ZM107 96H108V94H107ZM117 96H118V95H117ZM126 96H128V95H126ZM126 96H125V97H126ZM141 96H140V98H141ZM156 96H157V95H156ZM167 96H168V94H162V96H161V103H162V104L160 105V107H161V109H163V116H164V117H163V116H162V117L165 118L164 120H168V122L170 123L168 126L171 127V122H170L169 119H168L169 116H170V115L168 116V111H169V109H170V107H171V105H170V101H169V100H172V99H169L171 96H168L169 98H168ZM241 96H242V95H241ZM108 97H109V96H108ZM110 97H111V96H110ZM114 97H116V96L114 95ZM131 97H132V96H131ZM134 97H135V96H134ZM136 97H138V96H136ZM174 97H175V96H174ZM180 97H181V96H180ZM206 97H207V96H206ZM106 98H107V97H106ZM106 98H104V99H106ZM117 98H118V97H117ZM157 98H158V97H157ZM258 98H260V97H258ZM104 99H103V101H104ZM125 99H126V98H125ZM125 99H124V100H125ZM129 99H130V98H129ZM136 99L139 100V98H136ZM136 99H134V100H136ZM149 99H150V98H149ZM149 99L146 100V101L149 102ZM201 99H202V97H201ZM261 99H262V98H261ZM51 100H52V99H51ZM53 100H54V99H53ZM101 100H102V98H101ZM106 100H107V99H106ZM118 100H119V99H118ZM141 100H143V99H141ZM259 100H260V99H259ZM263 100H264V99H263ZM48 101H50V100L48 99ZM130 101H131V100H130ZM173 101H174V100H173ZM257 101H258V99H257ZM54 102H55V101H54ZM131 102H132V101H131ZM201 102H202V101H201ZM209 102H210V101H209ZM52 103H53V102H52ZM103 103H104V102H103ZM105 103H107V102L105 101ZM123 103H124V102H123ZM126 103H127V102H125V104H126ZM138 103H139V101H138ZM151 103H152V102H151ZM198 103H199V102H198ZM203 103H204V101H203ZM141 104H142V102H141ZM158 104H159V102H158ZM146 105H147V104H146ZM173 105H174V104H173ZM173 105H172V107H173ZM178 105H180V104H178ZM208 105H209V104H208ZM103 106H104V105H103ZM105 106H106V105H105ZM118 106H119V105H118ZM124 106H125V105H124ZM128 106H129V105H128ZM128 106H127V107H128ZM130 106H131V105H130ZM134 106H135V105H134ZM168 106H170V107L167 108ZM201 106H203V105H201ZM106 107H107V106H106ZM119 107H120V106H119ZM119 107H118V108H119ZM145 107H146V106H145ZM153 107H154V106H153ZM176 107H177V106H176ZM122 108H123V107H122ZM140 108H141V107H140ZM146 108H147V107H146ZM156 108H157V107H156ZM199 108H200V107H199ZM201 108H202V107H201ZM205 108H206V107H205ZM108 109H110V107H108ZM120 109H121V108H120ZM123 109H124V108H123ZM123 109H122V110H123ZM128 109H129V108H128ZM207 109H208V108H207ZM53 110H54V109H53ZM124 110H126V109H124ZM124 110H123V111H124ZM132 110H133V109H132ZM170 110H171V109H170ZM190 110H191V108H190ZM192 110H193V109H192ZM198 110H199L200 112L203 111V109H202V110L198 109ZM208 110H209V109H208ZM56 111L59 112L58 110H56ZM110 111H111V110H110ZM112 111H113V110H112ZM120 111H121V110H120ZM130 111H131V110H129V112H130ZM139 111H142V110H139ZM153 111H154V110H153ZM172 111H173V110H172ZM199 111H198V112H199ZM209 111H210V110H209ZM107 112H108V110H107ZM107 112H106V113H107ZM113 112H114V111H113ZM116 112H117V111H116ZM129 112H128V114L130 115ZM136 112H138V111L136 110ZM151 112H152V110H151ZM158 112H159V110H158ZM173 112H175V111H173ZM190 112H191V111H190ZM205 112H206V111H205ZM205 112L203 111V113H205ZM106 113H105V114H106ZM108 113H109V112H108ZM119 113H120V112H118V114H119ZM124 113H126V111H124ZM124 113H122V114H124ZM134 113H135V112H134ZM152 113H153V112H152ZM192 113H193V114H191V113H190V114H191L193 117H195L196 119L200 117L199 114H198V117H197L196 114H194V110L192 111ZM110 114H111V113H110ZM136 114H137V113H136ZM136 114H135V115H136ZM139 114H140V113H139ZM142 114H144V113H142ZM158 114H159V113H158ZM158 114H157V115H158ZM169 114H171V113H169ZM51 115H52V114H51ZM54 115H57V114H54ZM62 115H63V113H62ZM113 115H114V114H113ZM124 115H125V114H124ZM124 115H123V116H124ZM137 115H138V114H137ZM137 115H136V117H137ZM146 115H147L148 124H147V126L145 127L146 130H145L144 132L146 133V131H147V133H148V134H147V137L152 138V139H149L150 141H148V140L145 141V138H144V139H141V143H142V141L144 142V145L141 144V145H143V146L140 145V147H141V149H142V151H141L142 156H143V154L145 155L144 157H146V161H147L146 163H148V161H149V162L154 161V162L156 163V164H155V165H156V167H155V168H156V171H155V173H154V175H153V179H155V180L152 179V181H155V185H157V186H155L156 188H158V187L160 186L159 189H156V190H160V188H161L162 186L164 187L165 185L168 186V187L165 186L166 188L172 187L173 190H175L174 193L170 192V194L172 193L171 196H173V197H172L173 200H171V199L169 200V199H168V198H169L168 193H165V191H164L165 189L162 191V189H163V188H162L160 191L164 192L165 195L162 196L163 193L160 194L161 196H158V197H160V199L158 198V199L160 200V202H159L158 200H157V201H158V203L162 204V206H164L165 209L167 208L166 211H168V209H169L168 207H169L170 204L173 203V201L175 200L174 202H176L177 205H176L175 203H174V204L177 206V212H179L180 216L183 214V216H181V218H182V217L184 218V216H185V218L188 217V219H189V218H192V217H193V216H192V214H193V215L195 216V223H196V224L194 223V224L196 225V226H194V228L197 227V229H195L196 231H193L194 233L190 232V231H192V229H194V228H192V227H193V224L191 225L192 227L190 226L192 229L189 231V228H188V226L186 225V224L188 223L189 220L187 221L186 219H183V218H182V221H180V224H179V225H182V226H180V228H177V227H176L177 225L175 224V219L178 218V217L176 218V216H179V214L177 213L176 216H175L174 213H173L172 215H170L171 213L169 214V213L167 212V214H168L169 216H172V217H173V215L175 216V219H174V220H170L171 217L168 216V218H169L168 220L171 221V222L169 221V222L171 223V224H169V225H170L171 227H173V228L170 229V231H171V236H172L171 241L174 240V243H175V244H179V245H181L182 248H184V249H183V250H182V248L180 249V246H179V245H178V246H179V247H178L179 250H178L177 248H176V249L171 248V247H173V246H175V245L171 246L172 244H171L170 241H169L170 244H169V242L167 243V240H166V239H169L168 237H171V236H167V235H166L167 237L165 236V234H166V233H165V230H166V229H163L164 232L161 230V231H162L163 233H165V234L161 233V231H158V232H159V234H158V232L155 231L158 227H159V228H158L159 230L161 229L160 226H158L159 224H157V223H159V218L161 217V215H164V214H165V213H163V211H164L165 209L161 208V209H163V211L161 210L159 213H163V214H161L160 217H159V215H158L159 213H158V211H156L155 208H158V206H159L160 204L157 205V206H156V204H152V202H154V201H153V200H154V197H156V196L151 195L152 193L150 194V196H149V194L147 195V197L149 196L150 201H151V204H150L151 207L149 206V208H151V210H149V209H148V210H149V212L152 214L151 217H153V220L155 219L154 221L157 222V223L152 222V223H155V224L157 225V228H156V229L153 228V229H155V230H154L155 233H153V234H154V236H155V234L157 233L156 236H155V238L157 237L158 242H161V245H162V246H161L160 249H161L162 254H163V257H162L161 260H164V261H162L163 264H196V263H193L194 260H191V259L189 258L190 255H189V256H188V255H187V256L185 255V254H189L190 252H189V253H185V252H184V251H185V248L187 249V245H185L186 242H188V244H189L188 246L190 247V242H189V240H190V241L195 240V243H196V241H197V243H198V244L196 243L197 245H199V243H201V242H199V241L202 240V243H201V244L204 243V245H205L206 248H203L204 245H203V246H200L201 244L199 245V247H202V248L204 249V252H205V255H206V256H207V254L209 253V254H208V257H209V255H210L212 260L215 259V260L218 262V263H216V261L214 260L215 262H213V263H211V264H232V263L230 262V260H229V257H228V251H229V250H228V247H227L226 243L221 239L220 235L218 234V229L220 228V222H219V220H218V219H220L219 214H218V208H216L217 206H214V205H211V204H210V203H213L214 201L211 200V201H212V202H211V201L209 200V197L211 196L210 194H209V196H208V193H214V192L216 193V191H215L216 188L214 189V192H212L210 189H211L213 186H212V187H209L210 185H212L211 183L208 182V181H209V179H208L209 177L207 178V177H206L204 174H202V173H200V175L198 174L197 170H199V169L196 168V167L194 168L195 163H193V157H192V154H191V152H190V148H188V146H190V145H193L194 147H196V146H195L196 144H193L195 140H194L193 143H191L190 145L187 143L188 140H187L186 142L184 141V143L181 145V147H179L178 144H177V139H176V138H177V131L180 130V129H177V131H175V128H172V127H173V124H174V122H173L172 127H171L172 130H171V128H168V129H170V130H167V126H166V129H164V130L162 131V129L165 127L166 123H168V122L163 123V122H164V121H163V122H162V126H163V128L161 129V131H162V132H164L165 130L167 131V132L165 131V133L168 134V136H169L170 139H169V140L164 139V140H167V141L169 142V144L166 142L168 145H166V148H165L162 152H161V151L157 152V148H156V151H153L154 149H153L152 145H154V144H152V143H157V142H156V141L151 142V141H152L153 139L155 140L158 136L155 135V133H153V128H154L155 125L153 126L154 123H153V121L150 119V118H152V117L150 116V111H149L148 113L146 112ZM152 115H153V114H152ZM204 115H205V114H204ZM207 115H208V114H207ZM60 116H61V115H60ZM60 116H58V118H59ZM63 116L65 117V115H63ZM114 116H115V115H114ZM116 116H117V115H116ZM120 116H121V115H120ZM125 116H126V115H125ZM131 116L133 117V115H131ZM154 116L156 117V115H154ZM173 116H174V115H173ZM51 117H53V115H52ZM107 117H109V116H107ZM132 117L129 118V117L127 116V118H129L130 120L132 119ZM138 117H139V115H138ZM143 117H144V116H143ZM162 117H161V119H162ZM170 117H171V116H170ZM193 117H192V118H193ZM202 117H203V116H202ZM202 117H200L199 119H201ZM65 118H67V117H65ZM109 118H110V117H109ZM117 118H118V117H117ZM125 118H126V117H125ZM127 118H126V119H127ZM195 118H194V119H195ZM207 118H208V117H207ZM54 119H56V118L54 117ZM61 119H62V121H63L64 118H63V117H62V118L60 117V120H61ZM68 119H71V118H68ZM123 119H124V117H123ZM140 119H141V117H140ZM175 119H176V118H175ZM194 119H193V120H194ZM205 119H206V118H205ZM208 119H209V118H208ZM60 120H59V121H60ZM66 120H67V119H65L66 125H67V123H71L70 121L68 122V121H66ZM113 120H114V119H113ZM113 120H110V121H113ZM135 120H136V119H135ZM137 120H138V119H137ZM137 120H136L135 122H137ZM154 120H156V119H154ZM189 120H190V119H189ZM193 120H192V121H193ZM57 121H58V120H57ZM71 121H72V120H71ZM114 121H115V120H114ZM120 121H122V120H120ZM124 121H125V119H124ZM128 121H129V120H128ZM128 121H126V124H127ZM139 121H140V120H139ZM141 121H142V120H141ZM156 121H157V120H156ZM156 121H155V122H156ZM172 121H173V120H172ZM192 121L190 120L189 122H192ZM194 121H195V120H194ZM196 121H197V120H196ZM199 121H200V120H198L197 122L199 123ZM202 121H203V120H202ZM202 121H201V122H202ZM206 121H207V120H206ZM60 122H61V121H60ZM122 122H123V121H122ZM145 122H146V121H145ZM176 122H177V120H176ZM108 123H109V122H108ZM111 123H112V122H111ZM120 123H121V122H120ZM178 123L180 124L181 122H178ZM178 123H177L176 125H178ZM192 123H193V122H192ZM122 124H123V123H122ZM130 124L133 125L134 123H131V122L129 123V128H130V126L133 127V126L130 125ZM143 124H144V123H143ZM158 124H160V121H159ZM208 124H209V123H208ZM68 125H69V124H68ZM108 125H109V124H108ZM127 125H128V124H127ZM140 125H141V124H140ZM145 125H146V124H145ZM156 125H157V124H156ZM186 125H187V124H186ZM197 125H198V124H197ZM202 125H203V124H202ZM205 125H206V124H205ZM71 126H72V125H71ZM110 126H111V125H110ZM124 126H125V122H124ZM134 126H135V127H134L135 129H137V128L140 129V128L138 127V125H137V127H136V125H134ZM157 126H158V125H157ZM159 126H160V125H159ZM174 126H175V125H174ZM187 126H188V125H187ZM69 127H70V126H68V128H69ZM160 127H161V126H160ZM190 127H191V126H190ZM200 127H201V125H200ZM203 127H204V126H203ZM71 128H72V127H71ZM125 128H127V127H125ZM125 128H124V129H125ZM134 128H133L132 130H135ZM176 128H177V127H176ZM185 128H186V126H185ZM188 128H189V127H188ZM207 128H208V127H206V129H207ZM73 129H74V127H73ZM73 129H70V130H73ZM127 129H128V128H127ZM130 129H131V128H130ZM138 129H137V130H138ZM142 129H143V128H142ZM158 129H159V128H158ZM158 129H157V130H158ZM201 129L203 130V128H200V130H201ZM206 129H205V130H206ZM119 130H120V129H119ZM132 130H129V131L132 132ZM154 130H155V128H154ZM205 130H204V131H205ZM207 130H208V129H207ZM68 131H69V129H68ZM73 131H74V130H73ZM75 131H76V130H75ZM77 131H78V129H77ZM88 131H89V130H88ZM102 131H103V130H102ZM104 131H105V130H104ZM158 131L161 132L160 129H159ZM260 131H261V130H260ZM100 132H101V131H100ZM105 132H106V131H105ZM125 132L131 134L130 132H128V131H126V130H125ZM133 132H134V131H133ZM139 132H140V130H139ZM139 132H138V133H139ZM141 132H143V131H141ZM141 132H140V133H141ZM159 132H158V133H159ZM162 132H161V133H162ZM178 132H179V131H178ZM202 132H203V131H202ZM202 132H201V133H202ZM70 133L72 134V132H69V134H70ZM76 133H77V132H76ZM103 133H104V132H103ZM123 133H124V132H123ZM135 133H137L136 130H135ZM158 133H157V134H158ZM179 133H180V132H179ZM179 133H178V134H179ZM71 134H70V135H71ZM78 134H79V133H78ZM87 134H88V133H87ZM153 134L155 135V137H156V136H157V137H156V138L152 137ZM74 135H75V134H74ZM120 135H121V134H120ZM123 135H124V134H123ZM126 135H128V134H126ZM142 135H143V133H142ZM142 135H141V137L143 138V136H145V135H143V136H142ZM148 135H149V136H148ZM160 135H165V134L162 133V134H160ZM219 135H220V134H219ZM224 135H225V134H224ZM71 136H73V135H71ZM135 136H136V135H135ZM138 136H139V135H138ZM187 136H188V135H187ZM204 136H205V135H204ZM204 136H202V137H204ZM126 137H127V136H126ZM128 137H129V136H128ZM159 137H160V136H159ZM225 137H226V136H225ZM250 137H251V136H250ZM131 138H133V137L131 136ZM165 138H166V137H165ZM219 138H220V137H219ZM222 138H223V135H222ZM122 139H123V138H122ZM127 139H128V138H127ZM135 139H136V138H135ZM137 139H139V138L137 137ZM160 139H163V137L160 138ZM160 139H159V140H160ZM188 139H189V138H188ZM197 139H198V138H197ZM200 139H201V138H200ZM205 139H206V138H205ZM220 139H221V138H220ZM227 139H228V138H227ZM124 140H125V139H124ZM133 140H134V139H133ZM157 140H158V138H157ZM190 140H191V139H190ZM221 140H223V139H221ZM224 140H226V139L224 138ZM229 140H230V139H229ZM122 141H123V140H122ZM128 141H129V139H128ZM197 141H198V140H197ZM197 141H196V142H197ZM202 141H203V140H202ZM233 141H234V140H233ZM239 141H241V140H238V142H239ZM125 142H126V141H125ZM132 142H133V141H132ZM163 142H164V141H163ZM188 142H189V141H188ZM191 142H192V141H191ZM198 142H199V141H198ZM198 142H197V143H198ZM203 142L205 143V141H203ZM213 142H216V141L213 140ZM218 142H219V141H218ZM226 142H227V140H226ZM229 142H230V145H231V144H232L231 141H229ZM229 142H228V143H229ZM235 142H236V141H235ZM123 143H124V142H123ZM123 143H122V144H123ZM139 143H140V140H139ZM159 143H160V142H159ZM159 143H158V144H159ZM161 143H162V142H161ZM201 143H202V142H201ZM216 143H217V142H216ZM228 143H226V144H228ZM233 143H234V142H233ZM120 144H121V143H120ZM158 144H157L156 146H155V145H154V146H155V147H157V146H158V147L161 146V144H160V145H158ZM199 144H200V143H199ZM217 144H218V143H217ZM222 144H223V142H222ZM239 144H240V143H239ZM89 145H90V144H89ZM123 145H124V144H123ZM123 145H122V146H123ZM130 145H131V143H130ZM130 145H124L123 151H124V149H125L126 146H129V147H130ZM138 145H139V144H138ZM162 145L164 146V144H162ZM218 145H220V144H218ZM232 145H233V144H232ZM234 145H235V144H234ZM242 145H243V144H242ZM261 145H262V144H261ZM163 146H162V147H163ZM198 146H199V145H198ZM203 146H204V145H203ZM215 146H216V145H215ZM223 146H224V144H223ZM223 146H222V147H223ZM227 146H228V145H227ZM239 146H240V145H239ZM245 146H247V145H245ZM120 147H121V145H120ZM133 147H134V146H133ZM137 147H138V146H137ZM140 147L138 148V150L140 149ZM142 147H143V148H142ZM155 147H154V148H155ZM217 147H218V146H217ZM217 147H216V148H217ZM219 147H220V146H219ZM224 147H225V146H224ZM229 147H230V146H229ZM229 147H228V148H229ZM231 147H232V146H231ZM231 147H230V148H231ZM234 147L236 148V146H233V148H234ZM241 147H242V146H241ZM88 148H90V147H88ZM126 148H127V147H126ZM182 148H183V149H182ZM220 148H221V147H220ZM226 148H227V147H226ZM235 148H234V151H235ZM238 148H239V147L237 146V149H238ZM191 149H192V147H191ZM196 149H197V148H196ZM198 149H199V148H198ZM243 149H244V148H243ZM263 149H264V148H263ZM125 150H126V149H125ZM135 150H136V149H135ZM160 150H162V148H160ZM223 150H224V149H223ZM227 150H228V149H227ZM231 150H233V149L231 148ZM231 150H230V151H231ZM257 150H258V148H257ZM259 150L261 151V149H259ZM132 151H133V150H132ZM132 151H130L131 154L133 153ZM136 151H137V150H136ZM221 151H222V150H221ZM221 151H220V152H221ZM241 151H242V149H241ZM243 151H244V150H243ZM243 151H242V152H243ZM248 151H250V150H248ZM89 152H91V151H89ZM119 152H121V151H119ZM125 152H126V151H125ZM127 152H128V149H127ZM137 152H138V151H137ZM153 152L156 153L155 156L153 155ZM195 152H196V150H195ZM197 152H198L197 154H199V150H198ZM200 152H202V151H200ZM217 152H218V150H217ZM242 152H241V153L239 152V154L241 155ZM141 153H140V150H139V153H138V154L140 155ZM202 153H203V152H202ZM222 153H225V151L222 152ZM237 153H238V152H237ZM138 154L136 155V157L138 156ZM203 154H204V153H203ZM203 154H202V155H203ZM226 154H227V152H226ZM243 154H245V153H243ZM260 154H262V153H260ZM263 154H264V152H263ZM263 154H262V155H263ZM122 155H123V153H122ZM124 155H125V154H124ZM126 155H127V154H126ZM126 155L124 156V158L126 157ZM180 155H181V156H180ZM193 155H194V154H193ZM202 155H201V156H202ZM224 155H225V154H224ZM227 155H228V154H227ZM229 155H231V152H230ZM229 155H228V156H229ZM246 155H247V154H246ZM251 155H252V154H251ZM258 155H259V153H258ZM258 155H257V157H258ZM128 156H129V154H128ZM130 156H131V155H130ZM140 156H141V155H140ZM140 156H139V157H140ZM142 156H141V158H142ZM198 156H200V155H198ZM205 156H207V155H205ZM219 156H220V155H219ZM232 156H233V155H232ZM241 156H242V155H241ZM253 156H254V154H253ZM92 157H93V155H92ZM92 157H91V158H92ZM134 157H135V156H134ZM136 157H135V158H136ZM144 157H143V158H144ZM180 157H181V160H179ZM226 157H227V156H226ZM226 157H225V158H226ZM234 157H235V155H234ZM236 157H237V155H236ZM239 157H240V156H239ZM250 157H251V156H250ZM250 157H249V158H250ZM257 157L255 156L256 161H257V159H258ZM261 157H262V156H261ZM93 158H94V157H93ZM124 158H123V159H124ZM129 158H131V157H129ZM195 158H196V157H195ZM222 158H224V156H222ZM230 158H231V157H230ZM230 158H229L228 160H230ZM237 158H238V157H237ZM237 158H236V159H237ZM255 158H254V159H255ZM262 158H263V157H262ZM123 159H122V160H123ZM234 159H235V158H234ZM240 159H243V158H240ZM247 159H248V158H247ZM251 159H252V158H251ZM93 160H94V159H93ZM95 160H96V159H95ZM125 160H126V159H125ZM133 160H134V159L132 158V161H133ZM141 160H142V159H141ZM200 160H202V158H201ZM200 160H199V161H200ZM207 160H208V159H207ZM221 160H222V159H221ZM238 160H239V159H238ZM243 160H244V159H243ZM127 161H128V160H127ZM137 161H138V160H137ZM139 161H140V160H139ZM180 161H181V164H180L181 166H178V164H179ZM196 161H197V164H198V160H196ZM230 161H231V160H230ZM232 161L234 162L233 159H232ZM241 161H242V160H241ZM248 161H249V160H248ZM252 161H253V160H252ZM259 161H260V160H259ZM91 162H92V161H91ZM129 162H130V161H129ZM129 162H128V163H129ZM133 162H135V161H133ZM141 162H142V161H141ZM143 162H144V161H143ZM203 162H204V161H203ZM233 162H230V164L233 163ZM238 162H239V161H237V163H238ZM249 162H251V161H249ZM92 163H93V162H92ZM96 163H97V160H96ZM116 163H117V162H116ZM128 163H127V164H128ZM146 163H145V164H146ZM209 163H210V162H209ZM209 163H208V164H209ZM226 163H227V161H226ZM237 163H236L235 165H236V166H239V165H237ZM241 163H243V162H241ZM247 163H248V162H247ZM251 163L254 164L253 162H251ZM255 163H256V162H255ZM259 163H260V165H259ZM259 163L256 164L255 166L251 164V166H252V167L254 166V167H258V168H259V170H260V173H259V174H260V178H256L257 180L259 179V180L257 181L256 184L258 185L259 183H261V185H260V184H259V185H260V186H263V189H264V158H263L262 161H260ZM123 164H125V163H123ZM123 164H122V165H123ZM142 164H144V163H142ZM145 164H144V165H145ZM149 164H150V163H149ZM199 164H201V163H199ZM199 164H198V165H199ZM202 164H203V163H202ZM208 164H207V165H208ZM220 164H221V163H220ZM227 164H228V163H227ZM239 164H240V162H239ZM243 164H244V163H243ZM249 164H250V163H248L247 165H249ZM92 165H94V164H92ZM117 165H118V163H117ZM134 165L136 166V164H134ZM137 165H138V164H137ZM222 165H223V164H222ZM222 165H221V166H222ZM235 165H234V164H233V165L231 164V166H233V167H234ZM244 165H246V164H244ZM125 166H126V164H125ZM127 166H128V168H129L130 165H127ZM127 166H126V167H127ZM132 166H133V164H132ZM195 166H196V165H195ZM209 166H210V165H209ZM241 166H242V165H241ZM123 167H124V165H123ZM136 167H137V166H136ZM198 167H199V166H198ZM223 167H224V166H223ZM223 167H222L221 169H223ZM225 167H226V166H225ZM233 167H232V168H233ZM244 167H246V166H244ZM244 167H243V169H245ZM94 168H95V167H94ZM139 168H141V165H140V167H138V169H137V170L139 171V173H140V171H141L142 169L139 170ZM210 168H211V167H210ZM213 168H214V167H213ZM230 168H231V167H230ZM238 168H239V167H238ZM183 169L185 170V175H183V177H182V175H180V171H183ZM196 169H197V170H196ZM227 169H228V168H227ZM247 169L249 170L250 168L247 167ZM253 169H254V168H253ZM256 169H257V168H256ZM92 170H93V169H92ZM125 170L127 171L128 169H125ZM129 170H130V168H129ZM133 170H134V169H133ZM137 170H135V172H136ZM154 170H155V169H154ZM223 170H224V169H223ZM230 170H231V169H230ZM234 170H235V168H234ZM126 171H125V172H126ZM130 171H131V170H130ZM130 171H129V172H130ZM212 171H214V170H212ZM216 171H217V168H216ZM225 171H226V170H225ZM225 171H224V172H225ZM227 171H229V170H227ZM227 171H226V173H227ZM252 171H254V170H252ZM141 172H142V171H141ZM165 172H166L167 174H166ZM220 172H221V171H220ZM224 172H223V173H224ZM233 172H234V171H233ZM236 172H237V169H236V171H235L234 173L236 174ZM241 172H242V171H241ZM243 172H244V174H245L246 171H243ZM249 172L251 173V171H249ZM254 172H255V171H254ZM254 172H253V173H254ZM257 172H259V171L257 170ZM257 172H256L255 174H258ZM130 173H131V172H130ZM130 173H129V175H130ZM212 173H213V172H212ZM212 173H211V174H212ZM238 173H239V171L237 172V174H238ZM246 173H247V172H246ZM250 173H248V174H250ZM125 174L128 175V173H125ZM133 174H134V173H133ZM181 174H182V173H181ZM214 174H215V173H213V175H214ZM218 174H219V173H218ZM230 174H231V173H230ZM230 174H229V176L231 177L232 175H230ZM232 174H233V173H232ZM242 174H243V173H242ZM242 174H241V175H242ZM255 174H253V175H255ZM127 175H126V176H127ZM131 175H132V174H131ZM136 175H137V174H136ZM213 175H212V176H213ZM216 175H217V174H216ZM219 175H220V174H219ZM219 175H218V176H219ZM221 175H222V174H221ZM221 175H220V176H221ZM223 175H224V174H223ZM223 175H222V176H223ZM241 175H240V176H241ZM250 175H251V174H250ZM124 176H125V175H124ZM134 176H135V174H134ZM134 176H133V177H134ZM139 176H140V175H139ZM218 176H217V177H218ZM224 176H225V175H224ZM224 176H223V177H224ZM229 176H227V178H228ZM233 176H234V174H233ZM238 176H239V174H238ZM246 176H247V175L245 174V177H246ZM122 177H123V176H122ZM223 177H222L221 179H223ZM241 177H243V176H241ZM251 177L253 178L254 176L251 175ZM256 177H258V176H256ZM117 178H118V177H117ZM128 178H130V176H129ZM151 178H152V176H151ZM227 178H226V180H228ZM232 178H233V177H232ZM232 178H231V179H232ZM130 179H131V178H130ZM132 179H133V178H132ZM219 179H220V178H219ZM233 179H234V180H235V179L238 180V177H237V178H233ZM233 179H232V180H233ZM240 179H241V178H240ZM244 179H245V178H244ZM247 179H248V178H247ZM247 179H245V181H246ZM250 179H251V178H250ZM254 179H255V177H254ZM118 180H119V179H118ZM137 180H138V179H137ZM212 180H213V179H212ZM232 180H230V181H232ZM234 180H233V182H234ZM129 181H130V180H129ZM134 181H135V180H134ZM220 181H221V180H220ZM222 181H223V180H222ZM230 181H228V182H230ZM238 181H239V180H238ZM245 181H244V182H245ZM259 181H260V182H259ZM120 182L123 183L122 180H121ZM124 182H125V180H124ZM130 182H133V180L130 181ZM213 182H214V181H213ZM215 182H216V181H215ZM217 182H219V181H217ZM226 182H227V181H226ZM240 182H241V181H240ZM249 182H250V181H249ZM122 183H121V184H122ZM135 183H136V181H135ZM151 183H152V182H150V184H151ZM167 183H168V184H167ZM220 183H222V182H220ZM220 183H219V184H220ZM235 183H236V182H235ZM250 183H251V182H250ZM223 184H224V183H223ZM229 184H231V183H229ZM238 184H240V183L238 182ZM251 184H254V182L251 183ZM126 185H128V187H129V182H128V184H126ZM132 185H134V184H132ZM231 185H232V184H231ZM233 185H234V184H233ZM233 185H232V186H233ZM235 185H236V184H235ZM105 186H108V187H109V185H105ZM148 186H150V185L147 184V187H148ZM215 186H216V184H215ZM225 186H226V185H225ZM229 186H230V185H229ZM229 186H227V188H228ZM243 186H244V185H243ZM252 186L254 187V185H252ZM260 186H258V187H260ZM130 187H131V186H130ZM130 187H129V188H130ZM216 187H217V186H216ZM230 187H231V186H230ZM239 187H240V186H239ZM239 187H238V188H239ZM250 187H251V185H250ZM255 187H256V186H255ZM258 187H256V188H258ZM106 188H107V187H106ZM123 188H124V187H123ZM129 188H128V189H129ZM244 188H245V187H242V190H243ZM248 188H249V187H248ZM251 188H252V187H251ZM149 189H150V187H149ZM153 189H154V188H153ZM170 189H171V188H170ZM217 189H218V188H217ZM219 189H220V188H219ZM254 189H255V188H254ZM259 189H260V188H259ZM261 189H262V187H261ZM263 189H262V190H263ZM103 190H104V189H103ZM103 190H102V191H103ZM124 190H127V189L124 188ZM130 190H131V189H130ZM150 190H151V189H150ZM171 190H172V189H171ZM173 190H172V191H173ZM212 190H213V189H212ZM231 190H233V189H231ZM239 190H240V189H239ZM252 190H253V189H251V191H252ZM104 191L106 192V190H104ZM107 191H108V189H107ZM110 191H111V190H110ZM127 191H128V190H127ZM160 191H159V192H160ZM209 191H210V192H209ZM219 191H220V190H219ZM221 191H222V189H221ZM224 191H225V190H224ZM228 191H229V190H228ZM233 191H234V190H233ZM240 191H241V190H240ZM243 191H244V190H243ZM243 191H242V192H243ZM249 191H250V190H249ZM129 192H130V191H129ZM144 192H146V189H145ZM147 192H148V191H147ZM150 192H151V191H150ZM152 192H153V190H152ZM155 192H156V191H155ZM159 192H156V193L159 194ZM166 192H167V189H166ZM168 192H169V190H168ZM222 192H223V191H222ZM229 192H230V191H229ZM229 192H228V194H229ZM236 192H237V191L235 190V193H236ZM256 192H258V191H256ZM102 193H103V192H102ZM112 193H113V192H112ZM124 193H126V192H124ZM130 193H131V192H130ZM132 193H133V192H132ZM148 193H149V192H148ZM219 193H220V192H219ZM232 193H233V192L231 191V194H232ZM244 193H245V192H244ZM249 193H250V192H249ZM252 193H253V192H252ZM254 193H255V192H254ZM261 193H263V191L260 192L259 194L261 195ZM128 194H129V193H128ZM170 194H169V195H170ZM223 194H224V193H223ZM237 194H238V193H237ZM250 194H251V193H250ZM259 194H258V195H259ZM99 195H100V194H99ZM110 195H111V193H110ZM126 195H127V194H126ZM143 195H144V193H143ZM154 195H157V194H154ZM212 195H214V194H212ZM224 195H226V194H224ZM244 195H245V194H244ZM244 195H243V196H244ZM251 195H252V194H251ZM253 195H254V194H253ZM258 195H257V196H258ZM123 196H124V195H123ZM128 196L131 197L130 195H128ZM214 196H215V195H214ZM214 196H213V197H214ZM220 196H221V194H220ZM230 196H231V195H230ZM233 196H234V194H233ZM243 196H241V197H243ZM262 196H263V195H262ZM262 196H261V197H262ZM111 197H112V195H111ZM129 197H126V199H127V200L130 199ZM143 197H144V196H143ZM147 197H146V198H147ZM225 197H226V196H225ZM225 197H224V198H225ZM234 197H235V196H234ZM238 197H239V196H238ZM238 197H237V198H238ZM252 197L255 198V196H252ZM149 198H147V200H149ZM210 198H212V197H210ZM215 198H216V200L218 199L217 197H215ZM222 198H223V195H222ZM230 198H231V197H230ZM257 198H258V197H257ZM108 199H109V198H108ZM110 199H111V198H110ZM110 199H109L108 201H111ZM163 199H165V200H164L163 203H162L161 200H163ZM212 199H213V198H212ZM238 199H239V198H238ZM240 199H241V198H240ZM242 199H243V198H242ZM258 199H259V198H258ZM261 199H262V198H260V200H261ZM104 200H105V199H104ZM124 200H125V199H124ZM130 200H131V199H130ZM216 200H215V201H216ZM227 200H228V197H227ZM236 200H237V199H235V201H236ZM262 200H263V199H262ZM99 201H100V200H99ZM125 201H126V200H125ZM150 201H149V202H150ZM171 201H172V202H171ZM221 201H222V200H221ZM225 201H226V200H225ZM229 201H230V200H229ZM233 201H234V200H233ZM233 201H232V202H233ZM238 201H239V200H238ZM95 202H96V201H95ZM95 202H94V203H95ZM100 202L102 203V201H100ZM129 202H130V201H129ZM155 202H156V201H155ZM170 202H171V203H170ZM232 202H231V203H232ZM258 202H259V203H258ZM258 202H256V203L259 204V205H260V203H262V202H260V201H258ZM263 202H264V200H263ZM144 203H145V201H144ZM233 203H234V202H233ZM98 204H99V203H98ZM123 204H124V203H123ZM126 204H127V203H125V205H126ZM146 204H147V201H146ZM174 204H173V206H174ZM234 204H235V203H234ZM239 204H240V203H239ZM241 204H243V203H241ZM95 205H96V203H95ZM101 205H102V204H101ZM104 205H106V204H104ZM104 205H103V206H104ZM108 205H109V204H108ZM112 205H113V204H112ZM112 205H110V206H112ZM128 205H129V203H128ZM131 205H132V204H131ZM142 205H143V204H142ZM215 205H216V204H215ZM235 205H238V204L236 203ZM96 206H98V205H96ZM162 206H161V207H162ZM171 206H172V205H171ZM176 206L173 207V208H174L173 210H175ZM262 206H264V204H262ZM126 207H127V206H126ZM139 207H140V206H139ZM146 207H147V206H146ZM193 207H194V210H193ZM231 207H232V206H231ZM238 207H239V206H238ZM95 208L98 209V207H95ZM147 208H148V207H147ZM236 208H237V206H236ZM261 208H262V207H261ZM100 209H102V208H99L98 210H100ZM105 209H106V208H105ZM132 209H133V207H132ZM139 209H140V208H139ZM170 209H171V208H170ZM262 209H264V208H262ZM95 210H96V209H95ZM127 210H128V209H127ZM142 210H143V209H142ZM144 210H145V209H144ZM148 210H147V212H148ZM157 210H160V209L158 208ZM171 210H172V209H171ZM173 210H172V211H173ZM178 210H179V211H178ZM192 210H193V211H192ZM239 210H240V209H239ZM101 211H102V210H101ZM101 211H99V212H101ZM111 211H112V209H111ZM135 211H136V209H135ZM194 211H195V213H193ZM235 211H238V210L235 209ZM262 211H263V210H262ZM108 212H109V211H108ZM126 212H127V211H126ZM130 212H132V211H130ZM137 212H138V211H137ZM137 212H136L135 215H137ZM147 212H146V213H147ZM164 212H165V211H164ZM169 212H171V211H169ZM173 212H174V211H173ZM175 212H176V211H175ZM181 212H182V214H181ZM232 212H233V210H232ZM232 212H231V213H232ZM94 213H95V212H94ZM105 213H106V212H105ZM134 213H135V212L133 211V214H134ZM150 213H149V214H150ZM228 213H230V212H228ZM231 213H230V214H231ZM239 213H240V212H239ZM239 213H236V214L233 213V214H235V215H233V216H236V215L239 214ZM242 213H243V212H242ZM261 213H262V212H261ZM96 214H97V213H96ZM99 214L102 215V213H99ZM133 214H132V215H133ZM149 214H148V215H149ZM167 214H165V215H167ZM135 215H134V216H135ZM143 215H144V214H143ZM165 215H164V217H165ZM259 215H260V214H259ZM102 216H103V215H102ZM102 216H101V217H102ZM107 216H108V215H107ZM115 216H116V214H115ZM130 216H131V215H130ZM137 216L139 217V214H138ZM140 216H141V215H140ZM146 216H147V215H146ZM149 216H150V215H149ZM109 217H111V216H109ZM109 217H108V218H109ZM112 217H113V216H112ZM116 217H117V216H116ZM158 217H159V218H158ZM229 217H230V216H229ZM238 217H239V216H238ZM240 217H242V216H240ZM240 217H239V218H240ZM259 217H260V216H259ZM259 217L257 218L258 220H259ZM261 217L263 218L264 216H261ZM73 218H74V217H73ZM77 218H78V217H77ZM77 218L75 217L76 222H77V220H78ZM98 218H99V217H98ZM105 218H107V217H105ZM105 218H104V221H105ZM113 218H114V217H113ZM147 218H148V217H147ZM173 218H174V217H173ZM234 218H235V217H233V219H234ZM243 218H244V217H243ZM101 219H102V218H101ZM101 219H100V220H101ZM115 219H116V218H115ZM139 219H140V218H139ZM164 219H165V218H164ZM233 219H232L231 221H233ZM236 219H237V218H235V220H236ZM257 219H256V220H257ZM97 220H99V219H97ZM151 220H152V218H151ZM160 220H161V219H160ZM166 220H167V219H166ZM168 220H167V221H168ZM192 220L194 221V218L191 219V221H192ZM235 220H234V221H235ZM240 220H241V219H240ZM240 220L238 219V221H237V225H236L234 222H232V223H234V225H236V226H234V225H233V226L236 227L237 229H238V226H239V225H238V222H239ZM256 220H255V221H256ZM79 221H80V220H79ZM106 221H107V220H106ZM109 221H110V220H108V222H109ZM112 221H114V220L112 219ZM117 221H118V218H117ZM140 221H141V220H140ZM146 221H148V220H146ZM191 221H190V222H191ZM193 221H192V222H193ZM250 221H251V220H250ZM260 221H261V220H260ZM76 222H75V223H76ZM80 222H81V221H80ZM100 222H101V221H100ZM115 222H116V221H115ZM149 222H150V221H149ZM149 222H148V224H149ZM235 222H236V221H235ZM240 222H241V221H240ZM240 222H239V223H240ZM246 222H247V221H246ZM253 222H254V221H253ZM258 222H259V221H258ZM77 223H78V222H77ZM102 223H103V222H102ZM102 223H101V224H102ZM110 223H111V222H110ZM118 223H119V222H118ZM139 223H140V222H139ZM142 223H143V222H142ZM144 223L146 224V222H144ZM162 223H163V222H162ZM166 223H167V222H166ZM172 223L175 224L176 226L173 225ZM177 223H179V222H177ZM243 223H245V220H244ZM251 223H252V222H250L249 224H251ZM70 224H72V223L70 222ZM70 224H69V226H70ZM73 224H74V223H73ZM79 224H80V223H79ZM79 224H77V225H79ZM82 224H83V223H82ZM96 224H98V223H96ZM116 224H117V223H116ZM136 224H137V223H136ZM163 224L166 225L165 223H163ZM240 224H241V223H240ZM255 224H256V222H255ZM74 225H75V224H74ZM80 225H81V224H80ZM80 225H79V226H80ZM104 225H105V224H104ZM111 225H112V224H111ZM113 225H114V223H113ZM118 225H120V223H119ZM140 225H141V223L139 224V226H140ZM151 225H152V224H151ZM156 225H155V227H156ZM167 225H168V224H167ZM185 225H186L187 227H186ZM242 225H243V224H242ZM98 226H99V225H98ZM101 226H102V225H101ZM105 226H106V225H105ZM105 226H104V227H101V228H105V229H106L107 226H108V224H107L106 227H105ZM114 226H115V225H114ZM139 226H137V227H139ZM148 226H149V225H148ZM148 226H147V228H148ZM170 226H169V227H170ZM183 226H184V228H183ZM253 226H254V225H253ZM72 227H73V226H72ZM96 227H97V225H96ZM110 227L112 228V226H110ZM118 227L120 228V226H118ZM118 227H117V228H118ZM145 227H146V226H145ZM161 227H162V226H161ZM165 227H166V226H165ZM178 227H179V226H178ZM181 227H182V228H181ZM240 227H241V226H240ZM250 227H252V226L250 225ZM259 227H263L262 224H261V225L259 224ZM77 228H78V227H77ZM82 228H84V227L82 226ZM82 228H81V229H82ZM97 228H98V227H97ZM97 228H96V229H97ZM99 228H100V227H99ZM143 228H144V227H143ZM247 228H249L248 225H247ZM252 228H253V227H252ZM73 229H74V227H73ZM75 229H76V228H75ZM139 229H140V228H139ZM139 229H138V230H139ZM141 229H142V226H141ZM237 229H236V230H237ZM240 229H241V228H240ZM244 229H246V228H244ZM244 229H243V231H244ZM76 230H79V228L76 229ZM110 230H111V229H110ZM110 230H109V231H110ZM138 230H137L136 232H138ZM167 230H168V229H167ZM167 230H166V231H167ZM246 230H247V229H246ZM98 231H99V229H98ZM101 231H102V230H100V232H101ZM103 231H104V230H103ZM103 231H102V232H103ZM117 231H118V230H117ZM140 231H141V230H140ZM142 231H143V229H142ZM145 231L148 232L149 230H146V229H145ZM84 232H85V231H84ZM100 232H99V233H100ZM104 232H105V234H106V231H104ZM107 232H108V231H107ZM113 232H115V231H113ZM147 232H142V234L146 236V233H147ZM150 232H151V231H150ZM237 232H238V231H237ZM245 232H246V231H245ZM249 232H250V231H249ZM249 232H248V236H249ZM257 232L260 233L259 231H257ZM261 232H262V231H261ZM111 233H112V232H111ZM116 233H117V232H116ZM138 233H139V232H138ZM144 233H145V234H144ZM167 233H168V232H167ZM169 233H170V232H169ZM238 233H239V232H238ZM258 233H257V234H258ZM262 233H263V232H262ZM120 234H121V232H120ZM142 234H141V235H142ZM149 234H150V233H149ZM240 234H241V232H240ZM240 234H239V235H240ZM246 234H247V232H246ZM255 234H256V233H255ZM99 235H100V234H99ZM101 235H102V234H101ZM103 235H104V234H103ZM106 235H107V234H106ZM109 235H111V234H109ZM114 235H115V233H114ZM116 235H118V233H117ZM141 235H140V236H141ZM151 235H152V233H151ZM168 235H169V234H168ZM235 235H236V233H235ZM237 235H238V234H237ZM263 235H264V234H263ZM147 236H149V235H147ZM147 236H146V237H147ZM242 236H243V234H242ZM244 236H247V235H244ZM248 236H247V237H248ZM250 236H251V235H250ZM111 237H112V236H111ZM122 237H123V236H122ZM138 237H139V236H138ZM240 237H241V236H240ZM240 237H239V238H240ZM257 237H258V236H257ZM100 238H101V237H100ZM103 238H104V237H103ZM144 238H145V237L143 236L142 239H144ZM148 238H149V237H148ZM148 238H147V239H148ZM186 238L188 239V241H186V240H187ZM236 238H237V240L239 239L238 237H236ZM243 238H244V237H243ZM258 238H259V237H258ZM108 239H109L108 241H110L111 238L108 237ZM115 239L117 240L118 238H115ZM119 239H120V238H119ZM139 239H141V238H139ZM150 239H152L151 236H150ZM241 239H242V238H241ZM241 239H240V240H241ZM244 239H245V238H244ZM247 239H250V240H251L252 238L250 237V238H247ZM259 239H262V238H259ZM104 240H105V242H106V239H105V238H104ZM113 240H114V236H113ZM122 240H125V239H122ZM152 240H153V239H152ZM157 240H155V241L157 242ZM169 240H170V239H169ZM242 240H243V239H242ZM245 240H246V239H245ZM253 240H254V239H253ZM256 240H257V239H255V241H256ZM262 240H264V239H262ZM101 241H102V240H101ZM108 241H107V242H108ZM143 241H144V240H143ZM147 241H148V240H147ZM147 241H146V242H147ZM153 241H154V240H153ZM255 241H254V242H255ZM257 241H258V240H257ZM257 241H256V244L258 243ZM260 241H261V240H259V242H260ZM116 242H117V241H116ZM121 242H123V241H121ZM124 242H125V241H124ZM129 242H130V241H129ZM138 242H139V241H138ZM148 242H149V241H148ZM172 242H173V241H172ZM192 242H194V241H192ZM238 242H239V240H238ZM244 242H245V241H244ZM251 242H252V241H251ZM251 242H250V243H251ZM103 243H104V241H103ZM112 243H114V242L112 241ZM118 243H120V241H118ZM143 243H144V242H143ZM150 243H151V241H150ZM152 243H153V242H152ZM245 243H246V245L243 243V244L245 245V247H246L247 245L250 244V243H247V242H245ZM252 243H253V242H252ZM106 244H107V243H105L104 246H105ZM129 244H130V243H129ZM159 244H160V243H159ZM168 244H169L171 247H170ZM193 244H194V243H193ZM193 244H191V245H192L191 248H193ZM196 244H195V245H196ZM239 244L241 245L242 243H239ZM243 244H242V245H243ZM263 244H264V241H263ZM263 244H262V245H263ZM110 245H111V243H110ZM113 245H116V244H113ZM127 245H128V244H127ZM137 245H141V244L137 243ZM144 245H145V243H144ZM150 245L152 246V244H149V246H150ZM153 245H154V244H153ZM155 245H156V243H155ZM107 246H109V245L107 244ZM128 246H129V245H128ZM141 246H142V245H141ZM151 246H150V247H151ZM184 246H186V247H184ZM253 246H254V248H255L256 246H258V244H257L256 246H255V245H253ZM259 246H260V245H259ZM105 247H106V246H105ZM105 247H104V249H105ZM114 247H115V246H114ZM114 247H113V248H109V249H113V250H114ZM116 247H119V245H118V246L116 245ZM124 247H125V246H124ZM134 247H135V246H134ZM156 247H159V246L156 245ZM176 247H177V245H176ZM189 247H188V248H189ZM199 247L196 246L197 249H198ZM248 247H250V246H248ZM248 247H246V248L249 249ZM100 248H103V247H100ZM120 248H121V247H120ZM120 248H119V249H120ZM151 248H152V247H151ZM256 248H258V247H256ZM256 248H255V250H257ZM134 249H135V248H134ZM137 249H138V248H137ZM140 249H141V247H140ZM197 249H194V248H193V250H195L196 252L200 250V249H198V250H197ZM203 249H202V250H203ZM205 249H206V250H205ZM244 249H245V248H244ZM100 250H101V249H100ZM100 250H99V251H100ZM106 250H107V249H106ZM116 250H118V249L116 248ZM145 250H146V249H145ZM153 250L155 251V249H153ZM153 250H152V251H153ZM188 250H190V249H188ZM188 250H186V251H188ZM202 250H200V251H202ZM258 250H260V249L258 248ZM108 251H109V250H108ZM110 251H111V250H110ZM110 251H109V252H110ZM121 251H122V250H121ZM131 251H132V249H131ZM143 251H144V250H143ZM161 251H160V252H161ZM190 251H191V254H192V250H190ZM200 251H199V252H200ZM206 251H207L208 253H207ZM253 251H254V250H253ZM102 252H103V251H102ZM105 252H106V251H105ZM109 252H107V253H109ZM147 252H148L149 255H150V259L153 260V258H155V257L153 256L154 254H151V250H150V249H147ZM155 252H156V251H155ZM158 252H159V251H158ZM158 252H156V253H158ZM160 252H159V253H160ZM193 252H194V251H193ZM251 252H252V251H251ZM251 252H247V253H251ZM255 252H257V251H255ZM255 252H254V253H255ZM263 252H264V251H263ZM100 253H101V252H100ZM110 253H111V252H110ZM117 253H118V252H117ZM121 253H122V252H121ZM201 253L203 254V252H201ZM244 253H245V252H244ZM258 253H259V251H258ZM260 253H261V252H260ZM114 254H115V253H114ZM122 254H123V253H122ZM124 254H125V253H124ZM196 254H197V253H195V255H196ZM99 255H103V254H99ZM99 255H98V256H99ZM104 255H105V254H104ZM195 255L193 254L194 257H198V255H196V256H195ZM200 255H201V254H199V257L201 258ZM245 255H246V253H245ZM252 255H255V254L252 253ZM256 255L258 256V254H256ZM262 255H263V253H262ZM262 255H261V256H262ZM112 256H113V255H112V253H111V256H110V257H112ZM115 256H116V254H115ZM119 256H120V255H119ZM123 256H124V255H123ZM152 256H153V257H152ZM191 256H192V255H191ZM193 256H192V257H193ZM203 256H204V254H203ZM203 256H202V257H203ZM206 256H205V258H206ZM249 256H250V255H249ZM263 256H264V255H263ZM263 256H262V258H263ZM101 257H103V256H101ZM107 257H108V256H107ZM135 257H136V256H135ZM138 257H139V256H138ZM199 257H198V258H199ZM253 257H254V256H253ZM255 257H256V256H255ZM259 257H260V256H258V258H259ZM103 258H104V257H103ZM129 258H130V257H129ZM160 258H161V257H159V255H158L157 261H158V259L160 260ZM205 258H204V259H205ZM111 259H112V258H111ZM124 259H125V258H124ZM130 259H131V258H130ZM136 259H137V258H136ZM139 259H140V257H139ZM204 259L201 261L203 264H204ZM208 259L211 260L210 258H208ZM208 259L206 260V262H207L208 264H210V262H208ZM247 259H248V258H246V260H247ZM249 259H250V258H249ZM254 259H255V258H254ZM259 259H260V258H259ZM259 259H258V260H259ZM118 260H119V259H118ZM120 260H121V256H120ZM120 260H119V261H120ZM128 260H129V259H128ZM131 260H132V259H131ZM212 260H211V261H212ZM256 260H257V259H256ZM260 260H261V259H260ZM96 261H97V260H96ZM119 261H117L118 264L120 263ZM122 261H124V260H122ZM133 261H134V260H133ZM148 261H149V260H148ZM153 261H155V260H153ZM192 261H193V262H192ZM196 261H197V260H195V262H196ZM198 261H199V260H198ZM249 261H250V260H249ZM249 261H247V263H248ZM262 261H263V260H261L260 262H262ZM110 262H111V261H110ZM124 262H125V261H124ZM129 262H130V261H129ZM131 262H132V261H131ZM136 262H137V261H136ZM140 262H141V261H140ZM143 262H144V261H143ZM155 262H156V261H155ZM162 262H161V261H160V262H157V264H158V263H162ZM253 262H254V261H253ZM255 262H259V261H255ZM255 262H254V264H255ZM96 263H97V262H96ZM127 263H128V262H127ZM133 263H134V262H133ZM144 263H145V262H144ZM251 263H252V262H251ZM109 264H110V263H109ZM113 264H114V263H113ZM115 264H116V261H115ZM131 264H132V263H131ZM199 264H200V262H199ZM249 264H250V263H249ZM261 264H263V263H261Z\"/></svg>",
  "mask_w": 264,
  "mask_h": 264
}]
</instances>
